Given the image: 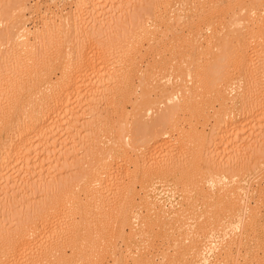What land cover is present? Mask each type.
I'll return each instance as SVG.
<instances>
[{"label": "bare ground", "instance_id": "6f19581e", "mask_svg": "<svg viewBox=\"0 0 264 264\" xmlns=\"http://www.w3.org/2000/svg\"><path fill=\"white\" fill-rule=\"evenodd\" d=\"M77 1V0H76ZM82 3L83 1V3H84V6H83V4H80V2ZM79 1H77V5H79V6H81L82 5V8L83 7H86V6H90V8L91 7H93L94 9H96L94 12H96L97 11V8H101V7H103V5L106 3V0H79ZM155 1V0H154ZM194 1V0H193ZM198 1V3L197 4H200V6H197V5H195V6H197V7H199V11H200V9H201V12H204L203 11V8L206 6V3H207V5H208V3H210L209 5H210V7H212L211 5H212V1L213 0H205V2H201L200 0H195V2H197ZM204 1V0H203ZM215 1V0H214ZM213 1V4L215 3ZM219 1V0H218ZM225 1V3H224V5L223 4H220L221 5V7H219V4H217L218 6H216V5H213L214 7H212V8H210L209 7V9H208V7L206 8L208 11H207V14H206V16H203L202 18H200L199 19V21L197 20L196 22H194L193 20V22H191L192 24L189 26L188 25V22H186L185 23V25H184V27L186 26V24H187V28L189 29L188 31H189V33L187 34L186 33V35H185V33L182 35V37H183V39H182V41H184L183 43H185V44H187V46L188 45H190V48L189 47H187L186 45H185V49H182V51L180 50V52H179V50L177 51V53H176V55H173L172 54V56H175V58L177 57L178 59H176L177 60V62L175 63V62H173V65H171V66H173V67H170V68H172V69H170L169 68V71H167V72H163V74H162V76H160L161 78L159 79V80H164L165 81V83L164 82H162V84H161V82L157 79L158 77H159V75H156V73H157V70L158 69H156V70H149L148 71V73H146V74H144L143 76H142V81H141V85H142V90L144 89V87L145 86H147V85H149L150 86V84L153 82V81H155L156 79L160 82V87H157L156 89H160L159 91V94H157V95H159L157 98L156 97H154L153 98V96L150 94V92L151 93H153V89L152 90H149V89H151V88H145V90H143L142 91V93L140 94V96H137V98H136V100H134V102H133V100H132V104H133V109H134V111H135V113L134 114H132V116L134 115V121H135V123L134 122H132L131 120H129V121H131V123H129L128 124V119L127 118H123V119H121L122 121L124 120H126V125L128 124V125H132L133 127H131V125L130 126H126L125 125V123H124V121H123V124H120V129H118V130H116V131H118L117 133L116 132H113V135L114 134H117V136L115 135V137H114V139H113V141H112V144L110 143L109 145V147H108V150L106 151V155L107 156H105V158H104V156L102 157V161H100V163H99V165L93 170L92 169V171H90V172H88L87 173V175L85 174V176H84V174H83V177L81 178H79V179H77L78 177H76V179L74 180V179H72V180H69V181H66V182H64V183H62V184H57L56 186H54V189H52V193L50 194V196H49V200H48V202L46 203V204H44V205H42L39 209H38V211L35 213V215H34V217H33V219H31V221H29L26 225H23V226H21V228L19 229V231L17 232V233H11V232H7V234H6V237H5V239L3 240V245L2 246H4V247H2L1 249H0V264H22V262H24L23 260L24 259H26L28 256H32L33 257V262L31 263V262H29V264H102L104 261H102V259L105 257H102V255H107L106 253H104V252H102V250L101 249H103V246H102V244L104 243V242H102V244H101V246H102V248H101V246H100V244H98V243H96L97 245H93L92 246V248H90V251H92L93 250V247L94 246H98V247H95L94 249H96V250H94L95 252H97V253H95V252H91L92 253V255L91 256H93V257H91V256H89V254H87L86 252H88V249L89 248H87V246L85 247V246H83V247H80V245H81V241H83V239H84V237H83V230L86 228L85 227V225L86 224H84L85 222L86 223H89L90 221H91V217H92V220H93V218L95 217V215H100L101 214V212L103 211L104 212V214H103V216L105 217V215H110V209L111 208H113V209H117V213H119V217H120V220H118L117 221V219H118V217H115L116 215L118 216V214L116 213V215L114 216L115 217V219H113L112 220V225H113V227H108V228H113V230L116 232V233H118L119 235H120V233H123L122 235H121V237L123 238H125L126 239V237L129 239L130 237H131V235L133 236V238L134 237H136L137 235H141V236H143L144 235V233L146 234V233H148V236H149V233L152 235V232H153V234H154V232H156V230H154V221H153V218H152V215L153 214H155L156 216L157 215H159L158 216V218L156 217V216H154V217H156V219L157 220H159V221H157V220H155V221H157V223L158 224H160L161 225V218L160 217H165V218H168V219H170L171 221L173 220V218L174 219H176L177 217H178V219H180V221L182 220L181 219V217H183L184 215H186V212L188 211V213H189V207H191V205H193V207H192V209L194 210L195 208H194V206H195V204L197 203H195V200H192V198L190 199V198H187L188 200L190 199V200H192L194 203H192L191 205L189 204V203H185V204H187L186 206H188V204H189V207H186V208H184V206L183 205H181V206H183L182 208H184V209H176V207L174 208V209H171V210H169L168 208L169 207H171L172 206V204H171V206H168V208H166V203H165V201L167 200H163L164 201V203H165V205L162 203V199H161V201H159L157 198H155V195L154 194H152V196L154 195V198L152 197V196H150L151 194V192L149 193V196L147 195V194H145V196H144V198H142V200L144 201V203L146 202L147 204H148V206H147V209H148V212H147V215L145 216L144 215V213H142V212H140L141 210H142V206H141V210H139L138 211V209H136L135 207H136V205L134 204L133 205V201H132V199L131 198H133L134 200H135V198L132 196L131 198H130V200L132 201L131 203H132V206H129L130 204L128 203V201L126 202V203H128V204H126V205H128V207H124L123 206V208L124 209H122V208H119L122 204V200H121V195L119 196V195H117L118 193H117V191H115L116 193V197H118L119 198V200H118V198H116L115 197V194H112L113 193V191H112V188L111 187H109L107 184V181H105V182H103V180L102 179H104L105 177H107V174H110L111 172V170H113V163H110L108 160L110 159V158H113V157H120V154L122 155L121 157H124V160L126 161V162H128V160L130 161V159H131V157H132V155H131V152L132 151H137L136 149H139V147H141V148H144L143 146L144 145H147V144H149V142H151V141H154V139H156L155 137L156 136H158V135H162V134H160V133H162V130L163 131H165L164 133H163V135L165 134V135H167L168 133H169V128H171L172 130H174L175 128L177 129V124L176 123H178V122H175V120L177 119V117H176V119H175V117L173 116V115H176V113L178 112H180V110L181 109H186V110H188V109H194V111L196 110V108H198V106L197 105H199L198 103L199 102H197L198 100H197V98H199V97H197L198 96V94H199V96L201 95V96H203L200 92L202 91V87H205L207 84H208V81H210L211 83H213V84H211V85H213L214 86V92L216 93V96L218 97V99H219V102H220V107L218 108V109H215L214 107H213V109L215 110V112H216V114L217 113H220V114H222L223 116H224V118H223V116H221L220 114V116L222 117V119H220L218 122H217V125H216V128L214 129L215 131H213L214 132V136L216 135V134H218V135H221V134H224L223 136L221 135V137H222V140H221V142L220 143H218V144H220V145H218L217 146V144H215L214 145V143H213V150L212 151H210V153H205L204 155H203V153L201 154L199 151H198V147L197 148H195V152H193L194 151V149H193V146H195L194 145V143H193V138H191L190 137V134H188L187 135V137H186V134L184 135L185 136V138H189V139H187L186 141L184 140H182V144H179V146H181V148H183L184 149V152H186L187 153V156H186V159L189 157L190 158V155L192 156L190 159L191 160H189V161H187L186 159H185V161L184 162H181L180 160H179V158H178V162H175V161H177V160H170V161H172V162H170L169 160H168V162L166 163V164H161V161H163V157H164V154H165V157H167V159H168V156H167V154L166 153H169V152H172V151H176V150H178V149H174L173 147V149H172V151H168V150H171V149H168V150H166V148L165 147H163L162 148V153H164V154H161V158H162V160H160V161H157V160H151L152 158H150V154H148L146 151H145V148L143 149L145 152H143V154H142V152H141V154H140V152L139 153H137V158H135V160L133 161L132 159V161H133V166H134V170H136V172L134 173V174H132L133 172H130L131 174H126L127 176H125V177H128V178H126L127 179V183L124 181V185L123 186H125V189H123L124 187L123 186H120V184L118 185V188L120 189L121 187H123L122 189H123V191L124 192H121L122 193V197H125V196H127L126 194H128L129 192H135L133 189L135 188V181L137 180V177L139 178L138 180H140V183H141V186L142 187H145L146 185H147V187L150 185V183L149 182H151L152 180H154L155 178H157V179H159V178H165V180L163 181L162 179V181L165 183V181L167 180L166 178L167 177H169V178H171L172 176H177L179 173H180V170H181V168L182 169H186L185 170V172H186V174H187V167L189 168V165L192 163L191 161H192V159L194 158V156L196 155V152H198V154H200V156H202V158H204L203 156H205L206 154H208V156H206L204 159H205V162L204 161H202V163H205V164H207V165H205V166H208L209 168L208 169H210L209 171L208 170H206V169H203V167H200V170H201V172H200V170H199V168L197 169H195L193 166H192V164H191V166L194 168H192L193 170V172H191V169H190V173L188 174V177L187 178H185L186 180H184V179H182V181L180 180L181 178H183V177H179V176H177L178 178H180L179 180H178V178H177V182H179V183H177L175 180V182L177 183H175L176 185L175 186H177V185H179L180 183H181V188L180 189H182V191H183V188H184V190H186L187 188H185V187H187L188 185H190V186H196V187H198V189L195 187H188V188H190L189 190H191L192 191V189L194 188V189H197L198 190V194H200V195H202L203 197H206L207 199L210 197H212V196H214V195H218V197L217 198H222V199H225L224 201H226V202H222V200H221V202L220 203H224V205H226L225 203H228V204H230L229 206H230V209L231 210H229L228 212L229 213H231L232 212V210L234 209L235 210V212H237L236 213V215H235V217L237 216V219L235 220V219H233V220H235V221H230V220H232V219H228L229 221H227V222H229L227 225L226 224H224L225 222H223L222 220H223V218H222V216H221V221H219L218 220V223L216 224L215 223V221H217L216 219H215V221L214 220H210V218H208L209 220H206L207 221V223H205L206 221H200V222H202L201 223V226L204 228V229H206V227L208 228L209 227V221L211 222H213V223H215L216 224V228L218 227L219 228V224L220 225H222V223L224 224V225H226V226H220V229H222L223 231H222V233L225 235H222L223 237H224V239H226L227 237H226V235H228L229 234V232L228 231H232L233 232V234L234 235H232L231 233V235H232V237H230L231 239H232V241H230V243L231 244H237V247L239 246V244L240 243H242V242H245V240H246V236H249L250 237V235H249V233H251L250 232V229H254V223H255V218L257 217V211L255 210V209H257V208H255L254 206V209H252V211H251V213H250V208L252 207V206H250V205H252V204H250V203H248L247 201V195H248V193L250 194V192H248L247 193V191H249L247 188H248V186L246 185L247 184V180L248 179H246V178H239L240 177V175L242 176V173H244L245 172V174H246V171L248 170L250 173L252 172V171H256L255 170V168L257 169V168H261V167H258V166H256V164L254 165V162H253V159H255V162H257V158H255L256 156H257V154L259 153V150H254L253 149V147H252V151H246L247 153L245 154V152H243L244 151V148H243V146L244 147H246V145L248 144V142H247V144L246 145H244L245 143H246V141H245V134L243 133V130H244V127L246 126L245 124V126L243 125V123H246V122H243V123H238V125H240L239 127H237L238 129L236 130V132H235V135L236 136H234V138H236L235 139V149H236V152H235V155H236V153H237V156L239 155V152H241L242 153V156L240 155V157H242V158H236L235 157V159H237V160H240V161H235V159H234V161L236 162H234L233 161V159H232V157L234 156H230L231 154H230V151L229 150H231V145L230 144H232V143H230V141H231V139H230V141H229V137H227V134H226V131L229 129V128H231L233 125H235V127H236V123L238 122H236V120H235V118H232V119H234V120H232L231 118H229V117H231V116H233V117H237V116H234V115H239V114H242L241 112H243V114H244V112H245V114H247V116L248 115H250V117L252 118V116H253V119H255V121H256V123H257V125H258V130H259V128H261L260 126H261V124H260V122L264 119V0H224ZM105 2V3H104ZM153 2V1H152ZM194 2V3H195ZM3 3H4V1H3ZM2 3V4H3ZM74 3V4H75ZM85 3H86V5H85ZM104 3V4H103ZM174 3V4H173ZM184 3V2H183ZM182 3V5L180 4V1L178 2V0H174V2H172L171 0H160L159 2H157V4H156V6H155V9H154V12H152V11H150L151 13L150 14H148L147 13V11H146V13L148 14V16L147 17H145L143 20L141 19V21H140V29H139V31L137 32V33H139L138 35H137V39L135 38V41L137 40V45H135V46H137V50H141V45H144V40H146V42H147V44L149 43L151 46H153V44L151 43L153 40H157L158 41V39L160 40V39H162V37L164 36V34L166 33V30L167 29H169V28H172V27H175V25L177 24V22H180L181 20H182V17L183 16H185L184 14H183V9H185L186 7H185V4H183ZM105 5H107V4H105ZM208 5V6H209ZM223 5V6H222ZM5 3H4V5H3V9H6L7 7L5 6ZM79 6H76V8L78 7V8H80ZM100 6V7H99ZM110 6V5H109ZM191 6H192V4H191ZM21 7V6H20ZM97 7V8H96ZM196 7V8H197ZM23 8V7H22ZM77 8V9H78ZM81 8V9H82ZM87 8V7H86ZM85 8V9H86ZM170 8H174V10H177V15H176V17H174L175 16V14H173V15H171V17L173 18H171L170 17V15H169V9ZM195 8V9H196ZM24 9V8H23ZM23 9L21 10L20 9V11H23ZM73 9V8H72ZM75 9V8H74ZM76 9V10H77ZM84 9V8H83ZM84 9V10H85ZM126 9V8H125ZM100 10V9H99ZM98 10V11H99ZM152 10V9H151ZM173 10V11H174ZM186 10V9H185ZM197 10V9H196ZM195 10V11H196ZM204 10H205V8H204ZM209 10L211 11V13L210 14H208V12H209ZM75 11V10H74ZM77 11H80V9H78ZM82 11V10H81ZM91 11V10H90ZM73 12V11H72ZM117 12V11H116ZM149 12V11H148ZM206 12V11H205ZM245 12V13H244ZM171 13H173L172 12V10H171ZM170 13V14H171ZM41 14V13H40ZM80 14V13H79ZM189 14V13H188ZM194 14H196V12L194 13ZM199 15L198 16H201V13H198ZM30 15V14H29ZM205 15V14H204ZM69 16H70V14H69ZM91 16V15H90ZM95 16V15H94ZM107 16V15H106ZM110 16H112V15H110ZM146 16V15H145ZM63 17V16H62ZM68 17V16H67ZM92 18H93V15L91 16ZM91 17H89L90 19H92ZM102 17V16H101ZM123 17H126V16H123ZM186 17V16H185ZM193 17V16H192ZM69 18V17H68ZM73 18V17H72ZM96 18V17H95ZM70 19V18H69ZM79 19V18H78ZM80 19H82V18H80ZM89 19V20H90ZM148 19H150V21L151 20H153V21H156L155 23H154V25H153V23L151 24V26L153 25L154 27H153V31L149 28V27H151L150 25H149V27H148ZM181 19V20H180ZM188 19V18H187ZM187 19H185L184 18V20H187ZM192 19V18H191ZM191 19H189V20H191ZM19 20V19H18ZM48 20V19H47ZM54 20V19H53ZM53 20H51V21H53ZM68 20V19H67ZM72 20V19H71ZM74 20V19H73ZM73 20H72V22H73ZM75 20H77V19H75ZM108 20V19H107ZM111 20V19H110ZM177 20V22H176V24L174 25V23H173V21H176ZM179 20V21H178ZM96 21V20H95ZM123 21V20H122ZM188 21V20H187ZM65 23H66V21H64ZM86 22V21H85ZM110 22V21H109ZM152 22V21H151ZM190 22V21H189ZM53 23V22H52ZM76 23H77V21H76ZM81 23H83L82 21H81ZM121 23V22H120ZM182 23H184V21L182 22ZM180 24L181 26H183V24ZM73 24H74V22H73ZM77 24H79V23H77ZM86 24H87V22H86ZM110 24V23H109ZM112 24V23H111ZM114 24V23H113ZM122 24V23H121ZM248 24H251V25H248ZM48 25V24H47ZM46 25V26H47ZM51 25V24H50ZM72 25V24H71ZM116 25H117V23H116ZM119 25V24H118ZM65 26V25H64ZM75 26V25H74ZM82 26V25H81ZM180 26V29L181 28H184V27H181ZM249 26H251V27H249ZM13 29V31L12 32H10L9 34H7V36H4V43L3 44H5L6 43V38H7V42H11V43H13L12 44V47L10 48V49H12L13 48V50L11 51V52H13L12 54L14 55L15 53L17 54V57L19 58H17L18 59V63H20L19 62V60H23L22 59V55H23V57H24V55H26V57H27V59L29 58L30 60L32 59V56H33V53L35 52V48H34V43H33V41L35 42V40L34 39H36L37 37V32H36V34H35V32L34 31H32L31 29H29V28H27V26H26V23H24V21L22 20V19H20V21H19V23L16 25V24H14V25H12L11 26ZM48 28H49V25L47 26ZM71 27V26H70ZM69 27V28H70ZM114 27V26H113ZM117 27H119V26H117ZM139 27V26H138ZM137 27V28H138ZM177 27H178V25H177ZM14 28H16V29H14ZM54 27H52V29H53ZM155 28V29H154ZM186 28V27H185ZM63 29H64V27H63ZM66 30V29H65ZM77 30V29H76ZM171 30H174L173 28L171 29ZM182 30V29H181ZM204 30H209V34L207 35V34H205L204 32ZM46 31V30H45ZM48 31V30H47ZM64 31V30H63ZM75 31V30H74ZM174 31H177L176 30V28H175V30ZM183 31V30H182ZM66 32V31H65ZM76 32H78V30L76 31ZM168 32H169V30H168ZM168 32L166 33V34H168ZM178 32V35H179V31H177ZM172 33H174L173 31H172ZM206 36H205V35ZM46 35V34H45ZM77 35V34H76ZM160 35H162V37H160ZM178 35H175L174 34V37L177 39H180V35L178 36ZM87 36V35H86ZM165 36H167V35H165ZM204 36H205V38H204ZM42 36H39V38H37V39H40ZM44 37V36H43ZM158 37H160V38H158ZM173 37V38H174ZM85 38V37H84ZM158 38V39H157ZM2 39V38H1ZM82 39H83V37H82ZM167 39V38H166ZM3 40V39H2ZM44 40V39H43ZM37 41V40H36ZM76 41V40H75ZM157 41H156V44H157ZM162 41V40H161ZM78 42V41H77ZM133 42H134V40H133ZM155 42V41H154ZM159 42V41H158ZM163 42V41H162ZM170 42V41H169ZM68 43V42H67ZM135 43V42H134ZM165 43V42H164ZM176 43V42H175ZM179 43H180V41H179ZM178 43V44H179ZM183 43H180V44H183ZM8 44V43H7ZM74 44V43H73ZM71 45V46H73V48H71V49H69L68 47H69V45H68V50H67V52H65V53H63L65 56H63V59L60 61H58V62H53L52 63V65L51 66H49V67H46L45 69H43V71H39L38 72V70L36 71L37 73H35V72H33L32 73V75H31V73L30 72H32V69H33V71L35 70L34 69V58L32 59V61H28L27 63H22L21 62V64H23V65H17V67H19L18 69H21L24 65H27V66H24V68H23V70H25V72H21L22 70H20V74L23 76V75H25L26 76V74L25 73H30V75H31V77L27 74V77L29 76L30 77V79L29 80H27L26 79V86L24 85H22L24 88L23 89H21L22 87H18L19 89L18 90H15V91H13L14 92V94H13V96H12V100H11V105H10V107L8 108V110L7 111H5L4 110V104L5 103H7V102H5L4 101V99H1V95H0V129L2 128V130H1V132H0V139L2 140L1 142H0V146H1V150L3 151V154H1L0 155V168H4L7 164H8V162H9V160H11V159H16V157L17 158H20L21 159V161H22V163H24V165H26V166H30L29 164H30V161H31V159H30V151H32L33 150V148H34V145H35V143H36V145L38 146V150L37 151H40V152H38L39 153V155H41L42 153H43V151L45 150V146L48 144L47 143V138L52 134L53 135V133H54V131L56 130H58L57 128H59V129H61L62 127H64V126H72V124H74L73 123V121H75V122H77V121H79L80 119H81V117L83 118V117H85L86 115H92V117L93 116H96L94 113H98V115L100 114V107H101V105H102V102L104 101V100H106V105H108L109 106V104H111L112 103V105L111 106H113V103H115L116 101L117 102H119V99L122 97H124L125 95L124 94H126V100H128L127 99V96H129L130 95V93H129V90L130 89H132L133 90V87L131 88V85H130V83H131V78H132V76L134 75V74H136L137 73V70H138V66H137V68H135L134 69V62H132L133 63V68H129L128 69V63L126 64L125 62H123V58H117V60H115L116 61V63L114 62V64H111V63H109V64H111V65H109L108 64V61H106L107 60V57H103V55H100L99 53H98V55H100V56H97V50L95 51L96 52V56L95 55H93V56H95V57H90L89 55H92V54H90V53H92L93 51H94V49H95V47H94V44L93 43H85V42H83V41H80V43H78L77 44V48H78V50H74V45ZM161 44V43H160ZM163 44V43H162ZM161 44V45H162ZM166 44V43H165ZM170 44V43H169ZM169 44H168V46H169ZM172 44V43H171ZM11 45V44H10ZM164 45V44H163ZM177 45V44H176ZM7 46V45H6ZM70 46V47H71ZM135 46H133V48L135 47ZM147 46H149V45H147ZM171 46V45H170ZM178 46H180V45H178ZM178 46H177V48H178ZM203 46H206L205 48H207V52L208 53H211V55H209L208 56V54H207V59H209V61H207L208 62V65H206L205 67H206V69H203V70H205V71H200V70H198V68H201V66H199V65H197L196 63V65H197V67L198 68H195L193 65H194V62H197V63H199L198 61H194V59H193V54H192V52H193V49L192 48H194V49H197V48H202ZM252 46V47H251ZM76 47V46H75ZM157 47V46H156ZM164 47H166V46H164ZM171 47H173L172 49L174 50V52H175V47L173 46V44H172V46ZM187 47V48H186ZM192 47V48H191ZM255 47H257V49L255 50L254 48ZM152 48V47H151ZM150 48V49H151ZM160 48V47H159ZM159 48H157V49H159ZM163 48V47H162ZM167 48V47H166ZM176 48V49H177ZM10 49H8V50H10ZM131 49V48H130ZM135 49V48H134ZM134 49H133V51H134ZM167 49H169V48H167ZM171 49V48H170ZM169 49V50H170ZM171 49V50H172ZM204 48H202V49H200V50H203ZM112 50V49H111ZM155 50H156V48H155ZM170 50V52L172 53V51ZM200 50H198V51H200ZM205 51H206V49H204ZM62 51V50H61ZM92 51V52H91ZM103 51L104 50H102V53H103ZM128 52H132V51H130V50H127ZM145 51H146V49H145ZM162 51V50H161ZM196 51V50H195ZM198 51L195 53V54H197V56H196V58H198V56H199V60H200V53H201V51L198 53ZM205 51L203 52V54L205 53ZM250 51H252L255 55V57L254 58H256V59H258V60H255V61H260L261 62V64H259V66L260 67H255L254 66V64L256 65V63H253L254 61V59L252 60V55H250L249 53H250ZM10 52V51H9ZM75 54H73V53ZM90 52V53H89ZM107 52V51H106ZM116 52V51H115ZM127 52V53H128ZM140 52V51H139ZM138 52V53H139ZM163 52V51H162ZM162 52H159V53H162ZM165 52V51H164ZM169 52V51H168ZM179 52V53H178ZM206 52V53H207ZM61 53V54H62ZM74 55V56H72V54ZM94 53V52H93ZM101 53V54H102ZM135 54L137 53V52H134ZM133 53V54H134ZM137 53V54H138ZM147 53V52H146ZM153 53V52H152ZM157 53H158V50H157ZM166 53V52H165ZM15 54V55H16ZM18 54H19V56H18ZM58 54V53H57ZM60 54V53H59ZM71 54V55H70ZM106 54V53H105ZM121 54V53H120ZM125 53H123V55H124ZM132 54V55H133ZM136 54V55H137ZM199 54V55H198ZM8 55V54H7ZM6 55V56H7ZM9 55H10V53H9ZM12 55V56H13ZM14 55V56H15ZM20 55H21V57H20ZM128 55V54H127ZM130 55V54H129ZM161 55V54H160ZM162 55H164V54H162ZM166 55V54H165ZM206 55V54H205ZM105 56V55H104ZM121 56V55H120ZM119 56V57H120ZM142 57H143V55H141ZM170 56V55H169ZM169 56H166V57H169ZM10 57H11V55H10ZM26 57H24L25 59H26ZM57 57V56H56ZM124 57H125V55H124ZM128 57H131V56H128ZM133 57H135L134 55H133ZM165 57V56H164ZM13 58V57H12ZM15 58H16V56H15ZM58 58H60L61 59V57H58ZM69 58V59H68ZM104 58H106V59H104ZM141 58V57H140ZM140 58H138L137 60H139ZM170 58V57H169ZM168 58V60H170V59H172V58H174V57H172V58H170L169 59ZM260 58H263L262 60L260 59ZM24 59V60H25ZM52 59H54V58H52ZM126 60L127 59H130V58H125ZM133 60L132 61H134L135 60V58H132ZM165 59V58H164ZM206 59V58H205ZM204 59V60H205ZM206 59V60H207ZM57 60V59H56ZM109 60V59H108ZM136 60V61H137ZM153 60V59H152ZM161 60V59H160ZM167 60V59H166ZM165 60V61H166ZM174 60V59H173ZM173 60H171L170 61V63L172 64V61ZM206 60H205V62L204 63H206ZM16 61V60H15ZM14 61V62H15ZM27 61V60H26ZM128 61V60H127ZM140 61V60H139ZM155 61H156V59H155ZM164 61V60H163ZM164 61V62H165ZM31 62V63H30ZM52 62V61H51ZM131 62V61H130ZM154 62V61H153ZM152 62V63H153ZM158 62V61H157ZM202 62V61H201ZM259 62V63H260ZM10 63V62H9ZM13 63V62H12ZM131 63V64H132ZM136 63V62H135ZM155 63V62H154ZM159 63V62H158ZM166 63V62H165ZM165 63L163 64L164 66H165ZM167 63L170 65V63L167 61ZM166 63V64H167ZM228 63H233L232 65H234L233 66V69H230L229 67H228ZM130 64V63H129ZM130 64V65H131ZM140 64V63H139ZM161 64V63H160ZM203 64V63H202ZM33 65V66H32ZM36 65V64H35ZM153 66H154V64H152ZM156 65V64H155ZM162 65V66H163ZM98 66H100V68H98L97 70H96V68L98 67ZM150 65L148 64V67H149ZM204 66V65H203ZM202 66V67H203ZM256 66H258V63H257V65ZM16 67V68H17ZM26 67V68H25ZM28 67H32V69L30 70V68H28ZM160 67V66H159ZM166 67H167V65H166ZM36 68V67H35ZM82 68H87V69H90L91 71H93L92 72V74L94 75L95 74V76H94V78L91 80L90 79V82L88 81V85L86 86V84H87V82H83L84 84V86H83V88H85L86 89V92H85V89L84 90H79L80 88H81V84H80V86H79V83H81V82H79L78 83V80H79V78L80 77H82V75L80 76V75H78L79 73H80V70H82ZM141 68V67H140ZM144 68V67H143ZM150 68V67H149ZM156 68H158V67H156ZM162 68V67H161ZM164 68V67H163ZM28 69H29V71H28ZM152 69H155L154 67L152 68ZM201 69V70H202ZM56 70H59V74L60 75H56L57 74V72H56ZM141 72L143 71V70H141V69H139ZM138 70V71H139ZM145 70V69H144ZM161 71H162V69H160ZM8 72V71H7ZM90 71H88L87 73H89ZM147 72V71H146ZM23 73V74H22ZM35 73V74H34ZM159 73V72H158ZM19 74V75H20ZM81 74V73H80ZM85 74V73H84ZM20 75V76H21ZM53 75H56L57 76V78L56 79H54V77H53ZM21 76V78L24 80L25 78H24V76L22 77ZM55 76V77H56ZM135 77H136V75H134ZM158 76V77H157ZM174 77H175V79H174ZM3 78H6V80L8 79L7 78V76H5L4 77V75H2V74H0V83H2V85H3V81H6V80H3ZM83 80V79H82ZM89 80V79H88ZM85 81H87V80H85ZM157 81V82H158ZM21 82V81H20ZM24 82V81H23ZM167 82V83H166ZM209 82V83H210ZM5 83V82H4ZM8 82H6V84H7ZM12 83V82H11ZM119 83H120V86L123 84H126V87L125 88H127V87H129L128 89L129 90H125V88H124V90L125 91H121L120 92V94H119V89H121V87L118 89L117 88V86L119 85ZM135 84V83H134ZM5 85V84H4ZM8 85V84H7ZM19 85V84H18ZM77 85L80 87H77ZM117 85V86H116ZM133 85V84H132ZM156 84H154V86H155ZM1 86V85H0ZM116 86V87H115ZM144 86V87H143ZM154 86H153V88H154ZM158 86H159V83H158ZM1 87H3V86H1ZM115 88H117V90L115 89ZM122 88V89H123ZM206 88V87H205ZM209 88H210V86H209ZM16 89V88H15ZM21 89V90H20ZM82 89V88H81ZM121 89V90H122ZM137 89V88H136ZM141 89V88H140ZM147 89V90H146ZM156 89L154 88V90H155V92H156ZM0 90H2V88H0ZM209 90V89H208ZM210 90H211V88H210ZM209 90V91H210ZM3 91V90H2ZM134 91H135V89H134ZM133 91V92H134ZM137 91V90H136ZM135 91V92H136ZM204 91H205V89H204ZM212 91V93H213V90H211ZM210 91V92H211ZM12 92V93H13ZM20 92H22L23 93V96H20ZM132 92V91H131ZM155 92H154V95H155ZM207 92V91H206ZM208 93V94H207ZM206 94H205V97L207 96V95H209V92H207ZM214 93V94H215ZM1 94V93H0ZM76 94H77V96H76ZM119 94V95H118ZM129 94V95H128ZM204 94V93H203ZM211 94V93H210ZM115 95H116V97H118V100H116L115 99ZM212 95V94H211ZM81 96V97H80ZM201 96H200V100H201ZM214 95H212V97H213ZM75 98L76 99V97H77V99L76 100H78L79 101V103H78V101H76L79 105H75V104H77V103H75V104H70V102H71V99L72 98ZM81 98V100H79V98ZM132 97V96H131ZM73 98V99H74ZM107 98V99H106ZM122 98L120 99V101L122 100ZM129 98V97H128ZM206 98H208V97H206ZM213 98H215V96L213 97ZM11 99V98H10ZM135 99V98H134ZM205 99V98H204ZM212 99V98H211ZM116 100V101H115ZM202 100H203V98H202ZM207 100H210V95H209V99H207ZM206 100V101H207ZM214 100H216L217 101V98H215ZM122 101H124V100H122ZM122 101H121V103H122ZM130 101V100H129ZM215 101V102H216ZM203 102H205V101H202V103ZM208 102V101H207ZM210 102H211V100H210ZM213 103H214V101H212ZM120 103V102H119ZM120 103V104H121ZM201 103V102H200ZM82 104V105H81ZM116 104V103H115ZM119 104V105H120ZM128 104V103H127ZM204 104H207L206 102L204 103ZM208 104H209V102H208ZM75 105V106H74ZM118 105V106H119ZM161 105H163V106H161ZM201 105V104H200ZM210 105V104H209ZM213 105V104H212ZM72 106H74V107H72ZM76 106H78V108H80L79 109V111H78V108L76 109L75 107ZM80 106V107H79ZM117 106V105H116ZM158 106H160V107H158ZM165 106V107H164ZM196 106V107H195ZM202 107H203V105H201ZM211 106V105H210ZM115 107V106H114ZM121 107H122V104H121ZM121 107H120V109H121ZM155 107L157 108L158 107V109H161V111H160V113H158L157 112V114H155V115H157L156 116V118H155V116H154V120H152V122L150 121V122H147V120H144V118L142 117V115L141 114H143L145 111L147 112L146 113V115L149 113H152L154 110H155ZM163 107V108H162ZM208 108H209V106H208ZM212 108V107H211ZM108 109V108H107ZM205 109V108H204ZM203 108H201V110H204ZM115 110H116V108H115ZM145 110V111H144ZM198 110V109H197ZM200 110V111H201ZM122 111V110H121ZM190 111V110H189ZM199 111V110H198ZM112 112V111H111ZM191 112V111H190ZM237 112V113H236ZM177 113V114H178ZM205 113V112H204ZM203 113V114H204ZM236 113V114H235ZM239 113V114H238ZM248 113H250V114H248ZM94 114V115H93ZM121 114V113H120ZM130 114V113H129ZM145 114V113H144ZM210 114V113H209ZM231 114H233V115H231ZM66 116V119L68 118V121L67 120H65V118H64V120L65 121H67L65 124H64V120L63 119H61L60 117L61 116ZM127 115V114H126ZM199 115H200V113H199ZM214 116H215V113L213 114ZM218 115V114H217ZM218 115V116H219ZM231 115V116H230ZM70 116H72L71 117V119H70ZM125 116V115H124ZM131 116V115H130ZM143 116H145V115H143ZM153 116V115H152ZM177 116V115H176ZM183 116V115H182ZM206 116V115H205ZM211 116V115H210ZM218 116H216V117H218ZM219 116V117H220ZM239 116H241V115H239ZM244 116V115H243ZM246 116V117H247ZM127 117V116H126ZM192 117V116H191ZM198 117V116H197ZM218 117V118H219ZM245 117V116H244ZM63 118V117H62ZM196 118V117H195ZM194 118V119H195ZM199 118V117H198ZM230 120H229V119ZM93 119H94V117H93ZM172 119H175L174 121L172 120ZM210 119V118H209ZM208 119V120H209ZM95 120V119H94ZM119 120V119H118ZM180 120V119H179ZM199 120V119H198ZM204 120V119H203ZM218 120V119H217ZM85 121V120H84ZM122 121H120V122H122ZM197 121V120H196ZM249 121V120H248ZM254 121V122H255ZM203 122V121H202ZM241 122V121H240ZM2 123H3V125H2ZM12 123H16V126L14 127L15 129H14V131L11 129L10 130V132H11V135H7L8 133H10L9 131H7L6 133L7 134H5L4 135V138H3V135L1 134L2 132H3V130H8L7 129V127H9V126H7V124H12ZM78 123V122H77ZM80 123V122H79ZM93 123V122H92ZM134 123V124H133ZM201 123V122H200ZM200 123H199V125H200ZM203 123H205V122H203ZM255 123V124H256ZM197 124V123H196ZM196 124L194 125L193 123H192V126H191V129L193 130L194 129V132H195V129L197 128V126H196ZM202 124V123H201ZM247 124V123H246ZM204 125H206V124H204ZM260 125V126H259ZM1 126H3V127H1ZM12 126V125H11ZM67 127L68 129H70V127ZM92 126H94V124L92 125ZM91 126V124H90V126L89 127H92ZM117 126V125H116ZM61 127V128H60ZM74 127V126H73ZM88 127V126H87ZM168 128V131H166L167 130V128ZM234 127V128H235ZM72 128V127H71ZM84 128V127H83ZM117 128V127H116ZM164 128L166 129V130H164ZM180 128V127H179ZM178 128V129H179ZM183 128V127H182ZM162 129V130H161ZM170 129V130H171ZM177 129V130H178ZM202 129V128H201ZM232 129V128H231ZM245 129L247 130V127H245ZM254 129H256V128H254ZM254 129H253V131H254ZM171 130V131H172ZM176 130V131H177ZM197 130V129H196ZM233 130V129H232ZM245 130V131H246ZM257 130V131H258ZM55 131V132H56ZM78 131H80V130H78ZM83 131V130H82ZM81 131V132H82ZM84 131H86L85 129H84ZM83 131V132H84ZM93 129L91 128V130L89 131L88 130V132H92L91 134H93ZM111 131V130H110ZM170 131V132H171ZM179 131V130H178ZM256 131V132H257ZM262 131V130H261ZM12 132H14L13 134H12ZM193 132V131H192ZM199 132V131H198ZM229 132H230V130H229ZM247 132V131H246ZM256 132L254 131V133L256 134ZM79 134H80V132H78ZM85 133V132H84ZM183 133V132H182ZM170 134V133H169ZM194 134V133H193ZM203 134H205V133H203ZM206 134H207V132H206ZM226 134V135H225ZM49 135V136H48ZM202 135V134H201ZM264 135V134H263ZM45 136H47V138H46V142L44 141V139H45ZM86 136V135H85ZM92 136H94V135H90L89 134V137H91V138H89L88 140V144L90 143V144H92L93 142H95L96 141V139L98 138V136L97 135H95V137H92ZM254 136V135H253ZM54 137V136H53ZM82 137H84V135L82 136ZM168 137V136H167ZM182 137H183V135H182ZM194 137V136H193ZM204 137V136H203ZM206 137V136H205ZM232 137V136H231ZM39 138H41V142L40 143H38V140H39ZM55 138V137H54ZM79 138V137H78ZM88 138V137H87ZM86 138V139H87ZM161 138V137H160ZM196 138V137H195ZM215 138H219V137H215ZM234 138H232L233 140H234ZM251 138V137H250ZM253 138V137H252ZM162 139V138H161ZM160 139V140H161ZM180 139V138H179ZM205 139V138H204ZM82 140H84L83 138H82ZM108 140H110V139H108ZM157 140V143H159L158 142V139H156ZM164 140V139H163ZM176 140V139H175ZM256 140V139H255ZM91 141H93L92 143H91ZM140 141V142H139ZM162 141V140H161ZM219 141V140H218ZM55 142V141H54ZM155 142V141H154ZM204 142V141H203ZM245 142V143H244ZM261 142V141H260ZM259 142V143H260ZM262 142H264V140L262 141ZM74 143V142H73ZM137 143H140L141 144V146H140V144H139V146H138V144ZM166 143V142H165ZM165 143H164V146H165ZM193 143V144H192ZM196 143V142H195ZM234 143V142H233ZM211 144V143H210ZM250 144V143H249ZM257 144V143H256ZM256 144H255V146L254 147H256ZM264 144V143H263ZM35 145V146H36ZM143 145V146H142ZM224 147H223V146ZM260 145V144H259ZM159 147L160 146H162V145H158ZM174 146V145H173ZM192 146V147H191ZM203 146V145H202ZM212 146V144L210 145V147ZM222 146V147H221ZM156 147V146H155ZM166 147H171V146H167V143H166ZM175 147V146H174ZM28 148V149H27ZM177 148H180V147H178L177 146ZM230 148V149H229ZM247 148V147H246ZM245 148V149H246ZM37 149V148H36ZM36 149H35V151H36ZM160 149H161V147H160ZM192 149H193V151H192ZM210 149V148H209ZM208 149V150H209ZM212 149V148H211ZM242 149H243V151H242ZM251 149V148H250ZM0 150V151H1ZM142 150V149H141ZM142 150V151H143ZM159 150V149H158ZM181 150V149H180ZM246 150H248V148L246 149ZM36 151V152H37ZM65 151H67V152H64L65 154L66 153H68V151L69 150H65ZM262 151V150H261ZM260 151V154H258V156L259 155H263V153H264V151H262L261 152ZM45 152V151H44ZM182 152H183V150H182ZM182 152H180V153H182ZM2 153V152H1ZM70 153L71 152H69L68 154L70 155ZM145 153L146 154H148V155H150V156H148L149 158H150V160L148 159V157L146 158V156L147 155H145ZM240 153V154H241ZM256 155H255V154ZM44 154V153H43ZM65 154H62V155H65ZM72 154V153H71ZM104 154V155H105ZM195 154V155H194ZM69 155H65L67 158H69L68 156ZM157 155H158V153H157ZM156 155V156H157ZM162 155H163V157H162ZM179 155V154H178ZM194 155V156H193ZM153 156V155H152ZM200 156L198 155V157L200 158ZM63 158H65V159H67L66 157H64V156H62ZM197 157V158H198ZM263 157H264V155H263ZM173 158V157H172ZM196 158V157H195ZM194 158V159H195ZM262 158V156L260 157V158H258V161L260 160H263V158ZM19 159V160H20ZM57 159H59V158H57ZM115 159V158H114ZM153 159H155L154 157H153ZM166 159V160H167ZM226 159H230L231 161H233L232 162V165H231V163H229V161L228 160H226ZM60 160V159H59ZM112 159H110V161H111ZM123 160V159H122ZM164 160H165V158H164ZM228 161L227 162V164H226V161ZM15 161V160H14ZM14 161H12V162H14ZM57 161V160H56ZM113 161V160H112ZM115 161H116V159H115ZM117 161H118V159H117ZM124 161V162H125ZM196 160H194V162H195ZM259 161V163H261ZM59 162V161H58ZM107 162H109V163H107ZM188 162V166H186L187 164L186 163ZM193 162V163H194ZM224 162V163H223ZM262 162H264V161H262ZM122 163H123V161H122ZM164 163V162H163ZM234 163V164H233ZM258 163V162H257ZM125 164V163H124ZM128 163H126V165H127ZM130 164V163H129ZM182 164H186V165H184L183 167H182ZM223 164V165H222ZM194 165V164H193ZM236 165V166H235ZM253 165V166H252ZM259 165H261V164H259ZM263 165V164H262ZM128 166V165H127ZM186 166V167H185ZM195 166V165H194ZM198 166V165H197ZM197 166H195V167H197ZM202 166H204V165H202ZM234 166L237 168L238 167V172H236L235 173V171L233 172V174H230L229 172H231V171H228L229 169H228V167H231L230 169H233L234 170ZM199 167V166H198ZM233 167V168H232ZM121 168H123V167H121ZM127 168V167H126ZM203 170H206V171H208V173L210 174V175H207V178L205 177V175H204V172H202V169ZM206 168V167H205ZM263 168H264V166H263ZM263 168L261 169V170H263ZM7 169V168H6ZM57 170H58V168H56ZM115 169V168H114ZM212 169V170H211ZM228 169V170H227ZM131 170V169H130ZM195 170V171H194ZM228 172H227V171ZM251 170V171H250ZM128 172H129V170H127ZM131 171H133V169L131 170ZM205 171V172H206ZM127 172V173H128ZM240 172V173H239ZM249 172H247L248 174H250ZM260 172V171H259ZM259 172H256V173H259ZM7 174H6V176H2L3 174L1 173L0 174V183L2 182V181H4V179H6L5 177H8V175H9V173L8 172H6ZM86 173V172H85ZM207 173V174H208ZM254 173V172H253ZM253 173H251L252 174V176H253ZM256 173L254 174V175H256ZM264 173V172H263ZM263 173H261V174H263ZM41 174H42V172H41ZM54 174V173H53ZM182 174V170H181V173H180V175ZM244 174V175H245ZM247 174V175H248ZM251 174H250V178L252 177L251 176ZM243 175V176H244ZM259 174H257V176H258ZM109 176V175H108ZM111 176V175H110ZM182 176V175H181ZM185 176V175H184ZM209 176V177H208ZM44 177L45 176H43V178H42V175H41V177L39 176V179H38V184L40 183V182H43V180H44ZM104 177V178H103ZM247 177V176H246ZM249 177V176H248ZM247 177V178H248ZM254 177V176H253ZM252 177V178H253ZM109 178V177H108ZM118 178V177H117ZM168 178V179H169ZM249 178V180H251ZM261 178H263L264 179V176H262ZM115 179V178H114ZM174 179H176V178H174ZM205 179V180H204ZM7 180H8V178H7ZM40 180V181H39ZM49 180V179H48ZM111 180V179H110ZM110 180H109V182H110ZM117 179H115V181H116ZM44 181H46V180H44ZM122 181V180H121ZM155 181H156V179H155ZM155 181H154V183H155ZM254 181V180H253ZM253 181H252V183H253ZM260 181V180H259ZM259 181L257 182V183H259ZM262 182H263V180H261ZM112 182V181H111ZM120 182V181H119ZM137 182V181H136ZM159 182H160V180H159ZM172 182V181H171ZM245 182H246V184H245ZM250 182V181H249ZM2 183H4V182H2ZM7 183V182H6ZM43 183H45V182H43ZM123 183V182H122ZM149 183V184H148ZM167 183H169V182H167L166 181V184ZM202 183H207L206 185H204V184H202ZM252 183L250 184V187H251V185H252ZM257 183H255L254 182V184L256 185L255 187H254V185H252V190H253V192H254V194L256 193V191L258 192L259 191V189H261V188H259L260 187V185H259V189L257 190V189H255V188H257ZM37 184V185H38ZM113 184V183H112ZM118 184V183H117ZM126 184V185H125ZM151 184L152 185H154L152 182H151ZM171 184V183H170ZM186 185L185 187L183 186V185ZM203 185V186H199V185ZM249 184V183H248ZM4 184H0V194L2 193V195L5 193L6 195H4L3 196V199H1L0 198V201H4L3 202V205L5 206V204H7V202L10 204V202L11 201H14L15 199L16 200H18V199H22V198H24L23 196H22V194L20 195V193H19V195L20 196H22V197H20V196H17L16 195V192H18L17 191V189L15 190V189H12L11 190V188H10V190H5V188L7 187V186H5V188H4V186H3ZM5 185H8L9 186V184H5ZM40 185H41V183H40ZM40 185H38V187L40 186ZM44 185V184H43ZM246 185V186H245ZM111 186V185H110ZM120 186V187H119ZM147 187H145V188H147ZM180 187V186H179ZM178 186H177V188H179ZM183 187V188H182ZM261 187H263V186H261ZM21 188V187H20ZM145 188H144V190H145ZM167 188V187H166ZM170 188V187H169ZM176 187H174V189H175ZM192 188V189H191ZM4 189V190H3ZM6 189H9V188H6ZM116 189H117V186H116ZM119 189H117L118 191H119ZM122 189H120V190H122ZM148 189V188H147ZM146 189V190H147ZM153 189V188H152ZM151 189V190H152ZM156 189V188H155ZM154 189V190H155ZM173 189V188H172ZM171 189V190H172ZM251 189V188H250ZM255 189V190H254ZM19 190V189H18ZM21 190V189H20ZM140 190V189H139ZM143 190V191H144ZM150 190V189H149ZM158 190V189H157ZM167 190H170V189H168L167 188ZM170 190V191H171ZM177 190V189H176ZM263 190H264V188H263ZM110 191H112V193H110ZM142 191V190H141ZM162 191V190H161ZM181 191V190H180ZM179 191V192H180ZM262 191V190H261ZM140 192V191H139ZM187 192V191H186ZM218 192V193H217ZM252 192V191H251ZM15 193V194H14ZM138 193V192H137ZM144 193H147V191H145ZM167 193V192H166ZM174 193H175V191H174ZM173 193V194H174ZM193 193H195V191L193 192ZM259 193V192H258ZM263 193H264V191H263ZM114 195L113 197L114 198H116L115 200L117 201L118 200V203H120L119 201H121V203H120V205L117 203V207L118 208H115V206H114V198L113 197H111L112 195ZM156 194V193H155ZM158 194H161V193H159V191H158ZM157 194V195H158ZM187 194H190L189 192H187ZM260 194H262V193H260ZM259 194V195H260ZM2 195H1V197H2ZM14 195H16V198H15V196ZM84 195V196H83ZM136 196V195H135ZM140 197H143L142 195H139ZM172 196V195H171ZM170 196V197H171ZM202 196H200L201 198H202ZM252 197H249L250 199L251 198H253V194L251 195ZM262 196H263V194H262ZM261 196V197H262ZM17 197H18V199H17ZM20 197V198H19ZM84 197V198H83ZM130 197V196H129ZM159 197H161L160 195H159ZM186 197H189V196H186ZM198 197V196H197ZM260 197V198H261ZM162 198V197H161ZM166 198V197H165ZM215 198H216V196H215ZM216 198V199H217ZM220 198H219V201H220ZM248 198V199H249ZM256 198V197H255ZM254 198V199H255ZM84 199H86L85 201H84ZM186 199V198H185ZM186 199V201H188ZM204 199V198H203ZM206 199V201H210L211 199H208L207 200ZM215 199V200H216ZM259 199V198H258ZM6 200H7V202H6ZM15 200V201H16ZM88 200V201H87ZM89 200L91 201V203L89 204V205H86L87 204V202L89 203ZM93 200V201H92ZM159 202H158V201ZM214 200V199H213ZM218 200V199H217ZM264 200V199H263ZM14 201V202H15ZM22 201V200H21ZM116 201H115V205H116ZM140 201V200H139ZM139 201H137V202H139ZM197 201V200H196ZM257 201V200H256ZM260 201V200H259ZM6 202V203H5ZM162 204H161V203ZM168 202V201H167ZM217 202V204L219 203L218 201H216ZM249 202H250V200H249ZM140 203V202H139ZM255 203H259V202H255ZM8 204V205H9ZM11 204H13V202L11 203ZM16 204V203H15ZM208 204V203H207ZM227 204V205H228ZM1 205H2V202H1ZM14 205V204H13ZM125 205V206H126ZM180 205V204H179ZM198 205V204H197ZM200 205V204H199ZM210 205H212V204H210ZM233 205V206H232ZM174 206V205H173ZM205 206V205H204ZM207 206H209V205H206V207ZM223 206V205H222ZM229 206H227L225 209H226V211H227V209H228V207ZM72 207L74 208H76L77 209V211H78V213H76L75 212V214H72L73 212L72 211H75V210H73L72 209ZM107 207V208H106ZM137 207H138V204H137ZM179 207V206H178ZM197 207V206H196ZM216 207H217V205H216ZM216 207H214L215 208V210L216 209H218V207L216 208ZM225 207V206H224ZM224 207L222 208V209H224ZM233 207V208H232ZM252 207V208H253ZM80 208V210L82 209V210H84L82 213L80 212V210H78ZM140 208V207H139ZM210 208V207H209ZM212 208V207H211ZM213 208V209H214ZM112 209V210H113ZM197 209H198V207H197ZM224 209V210H225ZM110 210V211H109ZM192 210V211H193ZM212 210V209H211ZM249 210V212H246V211H248ZM255 210V211H254ZM203 211V210H202ZM218 211H220V209L218 210ZM218 211L216 212V213H218ZM88 212H96L95 213V215L94 216H91V217H89L88 218V220L85 218V216H86V214L85 213H87L88 214ZM139 212L140 213H142V215H144V216H141L140 214H139ZM154 212V213H153ZM190 212H191V210H190ZM207 212V211H206ZM222 212H224L223 210H222ZM100 213V214H99ZM114 213V212H113ZM145 213H146V211H145ZM187 213V214H188ZM195 212L193 211V214H194ZM201 213V212H200ZM220 213V212H219ZM229 213H227L228 215H229ZM233 213H234V211H233ZM247 213H249V215L250 214H252L251 215V217L247 214ZM70 214H72V215H74V216H70ZM79 215L80 214V216H81V218H80V216H79V218H78V216H76V215ZM94 214V213H93ZM101 214V215H102ZM198 214V213H197ZM205 214V213H204ZM203 214V215H204ZM210 214V213H209ZM211 214H213V213H211ZM223 214V213H222ZM195 216H196V214H194ZM216 215V214H215ZM233 215V216H234ZM90 216V215H89ZM96 216V217H97ZM190 216V215H189ZM198 216V215H197ZM202 216V215H201ZM201 216H199V218L201 217ZM212 216H214V215H212ZM211 216V217H212ZM219 216V217H220ZM223 216H225V218H227V216H226V214H225V212H224V214H223ZM230 216V215H229ZM256 216V217H255ZM260 216V215H259ZM88 217V216H87ZM98 217H100V216H98ZM97 217V218H98ZM111 217H113V215L111 214ZM113 217V218H114ZM139 217H142V220L145 222L144 224L145 225H143L144 227H141L140 226V232L138 231V230H135L134 229V227L136 226V225H138L139 224ZM144 217V218H143ZM186 217V216H185ZM209 217V216H208ZM215 217H217V215L215 216ZM214 217V218H215ZM218 217V218H219ZM231 217H232V213H231ZM250 217V218H249ZM97 218H95V219H97ZM106 218V217H105ZM184 218V217H183ZM188 218V217H187ZM189 218H192L191 216L189 217ZM188 218V219H189ZM204 218V217H203ZM213 218V219H214ZM234 218V217H233ZM94 219V220H95ZM100 219V218H99ZM109 219V218H108ZM162 219H164V218H162ZM178 219H176V220H178ZM186 219V218H185ZM197 219V218H196ZM201 219V218H200ZM199 219V220H200ZM257 219V218H256ZM87 220V221H86ZM104 220V219H103ZM107 220V219H106ZM115 220V221H114ZM166 219H164V220H162L163 221V223H162V225L164 224V223H166L167 222V220L165 221ZM176 220H173L174 221V223H169L170 224V226H169V229H171V231H172V233H173V231L175 230L177 233H179L178 232V227H180V228H182L183 226L182 225H184V223L186 222L187 223V219H186V221H183L182 223L183 224H181V223H179L180 221H176ZM184 220V219H183ZM192 220H194V218L193 219H191V221ZM101 220H99L98 222H97V220H96V223H99ZM109 221V220H108ZM141 221V220H140ZM172 221V222H173ZM190 221V220H189ZM195 221V220H194ZM193 221V222H194ZM105 222V221H104ZM110 222H111V220H110ZM116 222V223H115ZM176 222H178L179 224H181L180 226L178 225L177 227H175V223ZM193 222H192V224H193ZM200 222L199 223H197L198 225L196 226L195 225V227L194 228H196V227H200ZM207 225L206 227H205V225H204V223ZM220 222H222V223H220ZM257 222V221H256ZM260 222V221H259ZM91 223L92 222H90V225H91ZM96 223H94V224H96ZM157 223H155L156 225H157ZM168 223V222H167ZM141 224V223H140ZM168 224V225H169ZM190 224H191V222H190ZM191 224V226L193 227L194 226V224L192 225ZM215 224H213V227H211V228H213V229H215L214 230V233H215V231H218L219 229L217 228H215ZM98 225V224H97ZM96 225V226H97ZM100 225V224H99ZM109 225V224H108ZM156 225H155V227H156ZM168 225H166V226H168ZM177 225V224H176ZM187 225H188V227L186 226V225H184L185 227L184 228H188L189 229V224L187 223ZM210 225L212 226V223H210ZM55 226H56V228H55ZM58 226V227H57ZM87 226H89V225H87ZM94 226V225H93ZM104 226H105V224H104ZM107 226V225H106ZM125 226H128L130 229H128L129 231H130V233H128V234H131V235H128V234H126L125 232H123V231H125ZM165 226V225H164ZM164 226H162V227H164ZM264 226V225H263ZM262 226V227H263ZM91 227V226H90ZM98 227V226H97ZM96 227V228H97ZM136 227H139V226H136ZM160 227V226H159ZM191 227V229H193V230H195L194 228H192ZM260 227H261V225H260ZM93 228V227H92ZM91 228V230H93V229H95V226H94V228L92 229ZM99 228H101V226L99 227ZM158 228V227H157ZM228 228V229H227ZM48 229H50V236L52 235H54V238L55 239H53V237L52 238H50V237H47L48 236V234H47V232L49 231ZM98 229V228H97ZM116 229V230H115ZM161 229V228H160ZM166 229H167V227H166ZM187 229V230H188ZM198 228H196V230H197ZM202 228L200 227V231L202 232L203 230H201ZM252 229V230H253ZM45 230H46V232H45ZM48 230V231H47ZM87 230V229H86ZM96 230V229H95ZM95 230H94V232H95ZM109 229H107L106 230V232L108 231ZM112 230V231H113ZM158 230H159V228H158ZM163 232H167L168 230H163V229H161ZM181 231H183V229H180ZM179 230V231H180ZM186 230V231H187ZM199 230V229H198ZM224 230H226V232H224ZM128 231V232H129ZM171 231H168L167 233L168 234H170V235H168L170 238H172V241H173V244L172 245H174V241H176L175 240V237L173 236V237H171ZM174 231V232H175ZM185 231V232H186ZM190 231V230H189ZM199 231V232H200ZM209 231V229L207 230L206 229V232L207 233H210L211 232V229H210V232H208ZM230 231V232H231ZM86 232V231H85ZM84 232V233H85ZM99 232V231H98ZM105 232V231H104ZM111 230H109V234H110V237H112L111 235L113 234V232H111ZM195 232V231H194ZM205 230H204V236H205ZM255 232V231H254ZM87 233V232H86ZM90 233V232H89ZM108 233V232H107ZM160 233V232H159ZM184 232H182V236H184V237H182V239H179V236H181L180 234L178 235V234H176L175 236L177 237V235H178V238H176V239H178L177 241H176V243L178 244V246H179V244H181V245H185L183 242L184 241H186L187 240V238H188V236L190 235V237L191 236H193V235H195L196 233L197 234H199L198 233V231H196V233L195 234H192L193 233V231H191V232H186V234L188 235H186L187 237H185V233L183 234ZM190 233V234H189ZM217 233V232H216ZM215 233V234H216ZM219 233H221V231L219 230ZM45 234H47V236L45 235ZM97 234V233H96ZM102 234V233H101ZM100 234V236H102V240L103 239H107V238H104V235H101ZM124 234L126 235V236H124ZM143 234V235H142ZM157 234V233H156ZM162 234V233H161ZM212 233H210L209 235H210V237L209 238H206V240L207 239H210L211 238V235ZM215 234H213V235H215ZM230 234L228 235V237L230 236ZM77 235V236H76ZM85 235V234H84ZM87 235V234H86ZM95 235V234H94ZM116 235V234H115ZM118 235V236H119ZM130 236V237H128V236ZM151 235L149 236L150 237V239H152L151 238ZM172 235H174V234H172ZM206 235H208V234H206ZM252 235V234H251ZM256 235V234H255ZM56 236V237H55ZM106 236H108V234L106 235ZM113 236H114V234H113ZM117 236V235H116ZM116 236H114V237H116ZM140 236V237H141ZM147 236V235H146ZM147 236V237H148ZM160 236H162V235H160ZM159 236V237H160ZM253 236V235H252ZM252 236H251V238H252ZM73 238V239H75L76 237H83L82 238V240H78V242H80V244L79 243H77V241L75 240H73L75 243H73V245H72V240H70V241H72L71 242V245H68V243H67V241H64V239L65 238ZM109 237V236H108ZM110 237H109V239H110ZM139 237V238H140ZM149 237L146 239V237H144L143 236V240H144V238L146 239V240H148L149 239ZM164 237H166V235L164 234ZM168 237V238H169ZM190 237H189V239H190ZM194 237H196L197 238V236L195 235ZM193 237V239H192V241H193V243H192V241H191V243L193 244L192 246H194L195 245V238ZM208 237V236H207ZM214 236H212V238H213ZM223 237H221L222 239H223ZM226 237V238H225ZM248 237V238H249ZM53 239V241L51 242V240H50V242H48V239ZM90 238V237H89ZM92 238H94V237H92ZM101 238V237H100ZM99 238V239H100ZM122 238H121V240H122ZM162 238V237H161ZM169 238V239H170ZM173 238H174V240H173ZM211 238V239H212ZM218 238H219V234H218ZM230 238H229V240H230ZM87 239V238H86ZM98 239V238H97ZM109 239H107L108 240V243L106 242L107 240H105V243L107 244V246L109 245V244H111L113 241H111L110 240V242H109ZM115 239H117V237L115 238ZM119 239V238H118ZM117 239V240H118ZM124 239V240H125ZM131 239H132V237H131ZM130 239V240H131ZM149 239V240H150ZM167 239V238H166ZM210 239V240H211ZM217 238H215V240H216ZM224 239H223V241H224ZM46 240V241H45ZM112 240H114V239H112ZM117 240H115V246H116V242H117ZM140 240H141V242H143L142 241V239L140 238ZM148 240V241H149ZM162 240V239H161ZM201 240V239H200ZM200 240H199V237H198V239H197V241H196V244H198L197 242H199L200 244H203V242L204 241H206V240H202L203 242L201 243L200 242ZM215 240H211L210 242V244H209V241H208V243H207V241H206V245H203V247H202V249H200V248H198L197 250H195V251H197V252H195L194 250L192 251V253H191V255H193V252H195L196 254L194 255V256H192L191 258H193V259H191L190 258V256L188 257V258H190V259H186V253L188 252L187 250V252L186 251H182L183 252V254L185 255L184 256V258H185V263L186 264H210V259L209 258H211V257H209V256H211V255H215V251L216 250H219V249H221L222 248V246H224L223 244H222V246H221V243H219L220 245H217V243H215V242H217V240L215 241ZM220 240V242H221V239H219ZM227 240V242L229 241L228 239H226ZM248 240V239H247ZM5 241V242H4ZM69 241V242H70ZM152 241V240H151ZM150 241V242H151ZM154 241V240H153ZM214 241V242H213ZM48 242V243H47ZM66 242V243H65ZM98 242V241H97ZM138 242V241H137ZM163 242V241H162ZM227 242H225V244L227 245V248H228V250H227V252L226 251H224V252H226V253H224V254H226V256H225V258H224V260L221 258V262H222V260H223V263L226 261L225 259L226 258H230V257H232L233 256V252L234 251H232V250H234V248L232 249L231 247L232 246H228L229 245V242H228V244H227ZM248 242H249V240H248ZM252 242V241H251ZM5 243V244H4ZM147 243V242H146ZM170 243H172V242H170ZM175 243V244H176ZM187 243H189L188 245H190L189 247L188 246H185V247H187V249L189 250L190 249V247H191V244H190V242L188 241ZM105 244V245H106ZM130 244V243H129ZM133 244H135V243H133ZM138 244V246H137V248H138V250L136 251V252H134L135 254H134V257L136 256L137 258H135L136 259V261L138 260V262L140 263L141 261H146V260H141V259H139L140 258V254H138V253H141V251H142V249L140 248L141 246H139L140 244H142V243H137ZM147 244H149V243H147ZM151 245L153 244V242L152 243H150ZM150 244H149V248L147 249L148 251H149V253L148 254H152L151 256H153L152 258H151V256L149 257V258H151V260L154 262L155 260L153 259V258H155V255L157 256V254L156 253H159V252H156V253H153V252H151L150 251V248H151V250H152V247H154L155 248V246H152V247H150ZM257 244V243H256ZM83 245H84V242H83ZM104 245V244H103ZM113 245H114V243H113ZM112 245V246H113ZM127 245V244H126ZM143 245V244H142ZM145 245V244H144ZM168 245H170V244H168ZM166 246V248H163V249H166V251L167 250H169V248L168 247H170V246ZM180 245V246H181ZM244 245H245V243H244ZM255 245V244H254ZM68 246L70 247V249H71V252H70V254L67 252V248H68ZM111 246V247H112ZM175 246V245H174ZM197 246H199V245H197ZM219 246V247H218ZM221 246V247H220ZM249 246V245H248ZM251 246H252V244H251ZM105 248H106V246H104ZM110 247V246H109ZM114 247V246H113ZM121 247V246H120ZM128 247L130 248L131 246L129 245H127V249H128ZM133 247V246H132ZM146 246H144V248H145ZM175 247H177V245L175 246ZM174 247V248H175ZM196 247V245L193 247V248H195ZM200 247V246H199ZM235 247V246H234ZM243 247V246H242ZM257 247V246H256ZM39 248V250H38V252H36V253H34V251L36 250V249H38ZM79 248L81 249L82 248V250L80 251L79 250ZM84 248V249H83ZM104 248V249H105ZM108 248V247H107ZM118 247H116V249H117ZM122 248V247H121ZM136 248V247H135ZM136 248V249H137ZM142 248H143V246H142ZM178 248V247H177ZM181 248V247H180ZM225 248V247H224ZM251 248V247H250ZM254 248H255V246H254ZM92 249V250H91ZM103 249V250H104ZM111 251H113L111 248H109ZM115 249V248H114ZM115 249V250H116ZM158 249V248H157ZM156 249V250H157ZM162 249V248H161ZM162 249V255H163V257L166 255V251H164ZM182 249V248H181ZM192 249V248H191ZM190 249V250H191ZM232 249V250H231ZM83 250H86V252H85V254L86 255H88V256H86L85 254H84V251ZM106 250V249H105ZM130 250H131V248H130ZM129 250V251H130ZM147 250L146 249H144V251H143V253L146 251L147 252ZM155 250V249H154ZM155 250V251H156ZM176 250H178V249H176ZM90 251L88 252V253H90ZM100 251V252H99ZM110 251V252H111ZM159 251V250H158ZM163 251L165 252V253H163ZM180 250H178V252H179ZM237 251H240V250H237ZM98 252L101 254L102 253V255H100V254H98ZM115 252V251H114ZM114 252H112V253H114ZM116 252H119V250L118 251H116ZM121 252V251H120ZM132 252V251H131ZM138 252V253H137ZM181 252V253H182ZM221 252V251H220ZM264 252V251H263ZM108 254H109V252H107ZM122 253V252H121ZM118 254L119 256L120 255H122V254H124V253H122V254ZM125 253H126V251H125ZM127 253H128V250H127ZM171 253V252H170ZM181 253H180V255H181ZM189 253V252H188ZM96 254L98 255L97 257H95L96 256ZM132 254H133V252H132ZM131 254V255H132ZM138 254V255H137ZM142 254V253H141ZM147 254V253H146ZM174 254H176V253H174ZM218 254H220V256H222L221 255V253H218V251H217V255ZM238 254V253H237ZM252 254V253H251ZM254 254V253H253ZM95 255V256H94ZM101 257H100V256ZM114 255V258H115V255H116V253L115 254H113ZM126 255V254H125ZM159 255H160V253H159ZM171 255V254H170ZM173 255V254H172ZM179 255V256H180ZM217 255H215L214 257L217 259ZM129 256V255H128ZM133 256V255H132ZM145 257L146 255H145V253H144V255H142V257ZM167 256V255H166ZM182 256V255H181ZM217 256V257H216ZM244 256V255H243ZM251 256V255H250ZM262 256V255H261ZM109 257V256H108ZM112 257V256H111ZM116 257H117V255H116ZM124 257V256H123ZM143 257V258H144ZM162 257V259H165V258H163ZM95 260H94V259ZM118 258V257H117ZM117 258H115L114 260L117 262V260H119V259H117ZM121 258V257H120ZM131 258V256H129V258L127 259V257H125V259H124V261L125 260H128V261H125L126 262V264L129 262V259ZM133 258V257H132ZM131 258V260L133 261V259ZM145 258H147V257H145ZM171 258H173V259H175V257H171ZM182 258V257H181ZM219 258V259H220ZM263 258V257H262ZM135 259H134V264H135ZM161 259V261H162V263L164 262L163 260ZM167 259V261H168V258H166ZM215 259V260H216ZM219 259H218V261H219ZM254 259V258H253ZM103 260H105V259H103ZM108 260V259H107ZM112 260H113V258H112ZM113 260V261H114ZM121 260V259H120ZM119 260V261H120ZM140 260V261H139ZM170 260H172V259H170ZM179 260V259H178ZM234 260V259H233ZM112 261V262H113ZM122 261V260H121ZM123 261V262H124ZM151 261V262H152ZM158 261H159V259H158ZM158 261H157V263H158ZM181 261V260H180ZM180 261H179V263H180ZM214 261V260H213ZM252 261V260H251ZM125 262L123 263V264H125ZM144 262H143V264H144ZM147 262H148V258H147ZM145 263V264H150L149 262H150V259H149V262L148 263ZM152 262V263H153ZM183 262V261H182ZM215 262H217V260L215 261ZM220 262V263H221ZM229 262V261H228ZM234 262H235V260H234ZM239 262V261H238ZM130 263V262H129ZM128 263V264H129ZM138 263V264H139ZM155 263V262H154ZM156 263V264H157ZM159 263H161L160 261H159ZM165 263V262H164ZM170 263V262H169ZM176 263V262H175ZM218 263V262H217ZM222 263V264H223ZM264 263V262H263ZM132 264H133V262H132ZM140 264H142V263H140ZM176 264H178V263H176Z\"/></svg>", "mask_w": 264, "mask_h": 264}, {"label": "rangeland", "instance_id": "374dc122", "mask_svg": "<svg viewBox=\"0 0 264 264\" xmlns=\"http://www.w3.org/2000/svg\"><path fill=\"white\" fill-rule=\"evenodd\" d=\"M3 1H4V3H5V6L7 7L6 9H3V5H4V3H3ZM77 1H79V0H77ZM77 1L76 0H0V74H2V75H4V77L5 76H7V80H6V78H3V80H6V81H3V85H2V83H0V85L1 86H3V87H1L0 86V88H2V90H0V95H1V99H4V101L5 102H7V103H5L4 104V110L5 111H7L8 110V108L10 107V105H11V100H12V96H13V94H14V92L13 91H15V90H18L20 87H22L21 89H23L24 87V85L26 86V79L30 76L31 77V75H32V73L33 72H35V73H37L36 71L38 70V72L40 71H43V69H45L46 67H49V66H51L52 65V63L53 62H58L59 60L61 61L62 59H63V56H65L63 53H65V52H67V50H68V48L69 49H71V48H73V46H71L73 43V45H74V50H78V48H77V44L78 43H80V41H83V42H85V43H93L94 44V47H95V49H94V53L92 52V53H90V54H92V55H89L90 57L92 56V57H95L96 55V52H97V56H100V55H103V57H107V60L106 61H108V64L109 63H111V64H114V62L116 63V61L115 60H117V58H123V62H125L126 64L129 62L130 64L132 63V62H134V66H133V63L130 65L129 63L127 64L128 66V69L131 67V68H133L134 67V69L135 68H137V66H138V70L139 69H141V70H143L142 72L139 70H137V73L136 74H134V75H136V77L133 75L132 76V78H131V83H130V85H131V88L133 87V90L132 89H128L129 87H127V88H125L126 87V84H122L121 86H120V83H119V85L117 86V88L119 89L120 87H121V89L124 87L125 88V90H129V93H130V95L129 96H127V99L128 100H126V94H124L125 96L122 98V100H124V101H122V103H121V101H120V99H119V102L122 104V107H121V104L119 103V102H117L116 100H118V97H116V95H115V103H113V106H111L112 105V103L111 104H109V106L108 105H106L105 103H106V100H104L103 102H102V105H101V107L99 108L100 110V114L98 115V113L96 114V113H94L96 116H93L94 117V119H93V117H92V115H86L85 117H81V119L79 120V121H77V122H75V121H73V123L74 124H72V126L70 125H68L69 127H70V129H68L67 127V125L66 126H64V127H60L61 129H59V128H57L58 130L55 132L54 131V133H53V135L51 134L48 138H47V136H45V139H44V141L46 140V138H47V145L45 146V152L43 151V153L41 154V155H39V153L38 152H40V151H37L38 150V146L36 145V143H35V145H34V148H33V150L32 151H30V159H31V161H30V166H26V165H24V163H22V161H21V159L20 158H17L16 157V159L14 158V159H11V160H9V162H8V164L4 167V168H0V174L2 173H4L2 176H6V172H8L9 173V175H8V177H5L6 179H4V181H2V182H4V183H0V184H4L3 186H4V188H5V186H7L6 188H9V189H6L5 188V190H10V188H11V190L12 189H17V191L18 192H16V195L17 196H20L21 194H22V196L24 197V198H22L21 200L20 199H18V197H17V199L18 200H14V201H11L10 202V204L7 202V200H6V202H7V204H5V206L3 205V200L2 201H0V249L2 248V247H4V246H2L3 245V240L5 239V237H6V234H7V232H11V233H17L18 231H19V229L21 228V226H23V225H26L29 221H31V219H33V217H34V215H35V213L38 211V209L42 206V205H44V204H46L47 202H48V200H49V196H50V194L53 192L52 191V189H54V186H56L57 184H62V183H64V182H66V181H69V180H72V179H76V177H78L77 179H79L80 177L82 178L83 177V174H84V176H85V174L87 175V173L88 172H90V171H92V169L94 170L98 165H99V163H100V161H102L101 159H102V157L104 156V158H105V156H107L105 153H106V151L108 150V147L110 146L109 144L111 143L112 144V141H113V139H114V137H115V135L117 136V132L118 131H116V130H118V129H120V124H123V121L121 120V119H125V118H127L128 120V124L129 123H131V121L132 122H134L135 123V121H134V115L132 116V114H134L135 113V111H134V109H133V102H134V100H136V98H137V96H140V94L142 93V91L143 90H145V88H151V89H149V90H152L153 89V93H151L150 92V94L153 96V98L154 97H158L159 95H157V94H159V88L158 89H156L157 87H160V82L162 81V82H164L165 83V79L163 80H159L161 77L160 76H162V74H163V72H167V71H169V68L170 67H173V66H171V65H173V62H177V60L176 59H178L177 57L175 58V56H172V54L173 55H176V53H177V51L179 50V52H180V50L182 51V49H185V45L187 46V44H185V43H183L184 41H182V39H183V37H182V35L185 33V35H186V33L188 32L189 33V29L187 28L188 26H187V24H186V28L184 27V25H185V23L186 22H188V25L190 26L192 23L191 22H193L194 20V22H196L197 20L199 21V19L200 18H202L203 16H206V14H207V7H208V9H209V7H210V3H208V5H207V3H206V6L204 7L205 8V10H204V8H203V11L204 12H201V9H200V11H199V7H197V6H200V4H197L198 3V1L197 2H195V0L193 1V0H178V2L180 1V4L182 5V3L183 4H185V9H183L182 11H183V14L186 16H183L182 17V20L180 21V22H177V20L176 21H173V23H174V25L176 24V22H177V24L175 25V27H172L174 30H175V28H176V30L177 31H179L180 33H179V35L181 36L180 37V39H176L175 37H174V34L175 35H178V32L177 31H174V30H171L172 28H169V29H167L166 30V33L168 32V30H169V32H168V34H164V36L162 37V35H160V37H162V39H158V38H160V37H158L157 39H158V41L157 40H153L151 43L153 44V46H151L149 43L147 44V42H146V40H144V45H141V50H137L136 48H137V46H135V45H137L136 43H137V40L135 41V38L137 39V35L139 34V33H137L138 31H139V29H140V21H141V19L143 20L145 17H147L148 16V14H150L151 12L150 11H152V12H154V9H155V6H156V4H157V2H159L160 0H106V3L105 4H107V5H105L104 3V5H103V7H101V8H97V11L96 12H94L96 9H94L93 7H91L90 8V6L88 7V6H86V7H83L82 8V5L81 6H79L80 4H83V6H84V1L81 3L80 1V4L79 5H77L78 3H77ZM153 1V2H152ZM172 2H174V0H171ZM201 2H205V0L203 1V0H200ZM207 1V0H206ZM214 1V0H213ZM213 1L211 2L212 3V7H214L213 5H216V6H218L217 4H219V7H221V5L220 4H223L224 5V3H225V1L224 0H215L214 2V4H213ZM77 4H76V3ZM195 2V3H194ZM3 3V4H2ZM75 3V4H74ZM174 4V3H173ZM191 4H192V6H191ZM85 5H86V3H85ZM110 5V6H109ZM195 5H197V6H195ZM222 5V6H223ZM4 6V7H5ZM21 6V7H20ZM76 6H79L80 8H78V9H80V11H77L78 9L76 8ZM24 9H23V8ZM100 7V6H99ZM197 7V8H196ZM212 7H210V8H212ZM73 8V9H72ZM75 8V9H74ZM82 8V9H81ZM126 8V9H125ZM197 10H196V9ZM20 9L22 10L23 9V11H20ZM77 9V10H76ZM100 9V10H99ZM152 9V10H151ZM75 10V11H74ZM82 10V11H81ZM91 10V11H90ZM94 10V11H93ZM99 10V11H98ZM171 10H172V12L173 13H171ZM174 8H170L169 9V15H170V17H171V15H173V14H175V16L174 17H176V15H177V10H174ZM196 10V11H195ZM73 11V12H72ZM117 11V12H116ZM146 11H147V13H146ZM149 11V12H148ZM206 11V12H205ZM196 12V14H194ZM41 13V14H40ZM80 13V14H79ZM171 13V14H170ZM189 13V14H188ZM198 13H201V16H198L199 14ZM211 13V11L209 10V12H208V14H210ZM245 13V12H244ZM30 14V15H29ZM69 14H70V16H69ZM205 14V15H204ZM93 15V18L91 17V16ZM95 15V16H94ZM107 15V16H106ZM110 15H112V16H110ZM146 15V16H145ZM63 16V17H62ZM70 18H68V17ZM102 16V17H101ZM123 16H126V17H123ZM193 16V17H192ZM73 17V18H72ZM89 17H91L92 19H90ZM96 17V18H95ZM173 17V16H172ZM171 17V18H172ZM173 17V18H174ZM200 17V18H199ZM79 18V19H78ZM80 18H82V19H80ZM172 18V19H173ZM184 18L185 19H187V20H184ZM192 18V19H191ZM19 19V20H18ZM20 19H22L23 21H24V23H26V26H27V28H29V29H31L32 31H34L35 32V34H36V32H37V38H39V36H42L40 39H34L35 40V42L33 41V43H34V48H35V52L33 53V56H32V59L34 58V71H33V69H32V67H28V68H30V70L32 69V72H30L31 73V75H30V73H25L26 74V76L25 75H23L24 76V80L21 78V72H25V70H23V68H24V66H27V65H24L21 69H18L19 67H17V65H23L24 63H27L28 61H32V59L30 60L29 58L27 59V57H26V55H24V57H26V59L23 57V55H22V59L23 60H19V62L20 63H18L17 61H18V57H17V54L15 55L16 56V58H15V56L12 54L13 52H11L12 50H13V48L12 49H10L11 47H12V44L13 43H11V42H7L8 40H7V38H6V43L5 44H3L5 41H4V36H7V34H9L10 32H12L13 30V28L11 27L12 25H14V24H18L19 23V21H20ZM48 19V20H47ZM54 19V20H53ZM68 19V20H67ZM73 20V22H74V24H73V22H72V20ZM75 19H77V20H75ZM90 19V20H89ZM108 19V20H107ZM111 19V20H110ZM189 19H191V20H189ZM197 19V20H196ZM51 20H53V21H51ZM96 20V21H95ZM123 20V21H122ZM193 20V21H192ZM64 21H66V23L64 22ZM76 21H77V23H79V24H77L76 23ZM81 21L83 22V23H81ZM87 22V24H86V22ZM110 21V22H109ZM152 21V22H151ZM150 21V19H148V27H149V25L151 26V24L153 23V25H154V23L156 22V21H153V20H151ZM179 21V20H178ZM184 21V23H182ZM190 21V22H189ZM53 22V23H52ZM122 24H121V23ZM193 22V23H194ZM110 23V24H109ZM112 23V24H111ZM114 23V24H113ZM116 23H117V25H116ZM183 24V26H181L180 24ZM49 25V28L47 27L48 25ZM51 24V25H50ZM72 24V25H71ZM119 24V25H118ZM47 25V26H46ZM65 25V26H64ZM75 25V26H74ZM82 25V26H81ZM151 26V27H149L152 31H153V27L155 26ZM177 25H178V27H177ZM248 25H251V24H248ZM71 26V27H70ZM114 26V27H113ZM117 26H119V27H117ZM139 26V27H138ZM180 26L181 27H184V28H181L180 29ZM52 27H54L53 29H52ZM63 27H64V29H63ZM70 27V28H69ZM138 27V28H137ZM249 27H251V26H249ZM14 29H16V28H14ZM66 29V30H65ZM78 30V32H76L77 30ZM155 29V28H154ZM46 30V31H45ZM48 30V31H47ZM64 30V31H63ZM75 30V31H74ZM66 31V32H65ZM172 31L174 32V33H172ZM205 32V34H209L208 32H209V30H204ZM187 33V34H188ZM46 34V35H45ZM77 34V35H76ZM182 34V35H181ZM204 34V35H205ZM10 35V34H9ZM87 35V36H86ZM165 35H167V36H165ZM178 35V36H179ZM210 35V34H209ZM44 36V37H43ZM139 36V35H138ZM206 36V35H205ZM205 36H204V38H205ZM82 37H83V39H82ZM85 37V38H84ZM174 37V38H173ZM3 40H2V39ZM167 38V39H166ZM44 39V40H43ZM206 39V38H205ZM37 40V41H36ZM76 40V41H75ZM133 40H134V42H133ZM163 42H162V41ZM4 41V42H3ZM78 41V42H77ZM155 41V42H154ZM156 41H157V44H156ZM170 41V42H169ZM179 41H180V43H183V44H180L179 43ZM68 42V43H67ZM166 44H165V43ZM176 42V43H175ZM8 43V44H7ZM162 45H161V44ZM170 43V44H169ZM173 44V46L175 47V52H174V50L172 49L173 47H171L172 46V44ZM179 43V44H178ZM11 44V45H10ZM168 44H169V46H168ZM177 44V45H176ZM7 45V46H6ZM68 45H69V47H68ZM147 45H149V46H147ZM171 45V46H170ZM178 45H180V46H178ZM71 46V47H70ZM76 46V47H75ZM133 46H135L134 48H133ZM157 46V47H156ZM164 46H166L167 48H171L170 50L172 51V53L170 52V50L169 49H167L166 47H164ZM177 46H178V48H177ZM68 47V48H67ZM152 47V48H151ZM160 47V48H159ZM163 47V48H162ZM187 47H189L190 48V45H188ZM186 47V48H187ZM206 46H203L202 48H204V49H206V51L203 49V50H200V49H202V48H197V49H194V48H192L193 49V52H192V54H193V59H194V61H198L199 63H197V62H194V67L195 68H198L197 67V65H199V66H201V68H198V70H200V71H205V70H203V69H206V65H208V62L207 61H209V59H207V54H208V56L209 55H211V53H208L207 52V48H205ZM252 47V46H251ZM131 48V49H130ZM151 48V49H150ZM155 48H156V50H155ZM157 48H159V49H157ZM177 48V49H176ZM8 49H10V50H8ZM112 49V50H111ZM133 49H134V51H133ZM145 49H146V51H145ZM255 50L257 49V47H255L254 48ZM62 50V51H61ZM97 50V51H96ZM102 50H104L103 51V53H102ZM127 50H130V51H132V52H128ZM157 50H158V53H157ZM163 52H162V51ZM196 50V51H195ZM198 50H200L201 51V53H200V60L198 59L199 58V56H198V58H196V56H197V54H195ZM10 51V52H9ZM96 51V52H95ZM107 51V52H106ZM116 51V52H115ZM140 51V52H139ZM166 53H165V52ZM169 51V52H168ZM200 51H198V53L200 52ZM205 51V53L203 54V52ZM63 52V53H62ZM128 52V53H127ZM134 52H139L137 55L134 53ZM147 52V53H146ZM153 52V53H152ZM159 52H162V53H159ZM178 52V53H179ZM207 52V53H206ZM9 53H10V55H11V57H10V55H9ZM58 53V54H57ZM60 53V54H59ZM62 53V54H61ZM73 53V52H72ZM71 53V54H72ZM98 53L100 54V55H98ZM102 53V54H101ZM106 53V54H105ZM121 53V54H120ZM123 53H125L124 55H125V57H124V55H123ZM134 53V54H133ZM8 54V55H7ZM66 54V53H65ZM70 54V55H71ZM74 54V53H73ZM72 54V56H74ZM128 54V55H127ZM130 54V55H129ZM135 56V57H133V55ZM161 54V55H160ZM162 54H164V55H162ZM166 54V55H165ZM206 54V55H205ZM250 55H252V60L254 61L253 63H256V65H257V63H258V66H256L255 64H254V66L255 67H260L259 66V64H261V62L260 61H255V60H258V59H256V58H254L255 56V54L252 52V51H250V53H249ZM7 55V56H6ZM13 55V56H12ZM93 55H95V56H93ZM105 55V56H104ZM121 55V56H120ZM141 55H143V57L141 56ZM170 55V56H169ZM196 55V56H195ZM199 55V54H198ZM18 56H19V54H18ZM57 56V57H56ZM96 56V57H97ZM120 56V57H119ZM128 56H131V57H128ZM165 56V57H164ZM166 56H169L170 58H172V57H174V58H172V59H170L169 57H166ZM13 57V58H12ZM20 57H21V55H20ZM58 57H61V59L60 58H58ZM141 57V58H140ZM210 57V56H209ZM18 58V59H17ZM52 58H54V59H52ZM125 58H130V59H125ZM132 58H135V60L134 61H132L133 59ZM138 58H140L139 60H137ZM165 58V59H164ZM168 58L170 59V60H168ZM207 60H206V59ZM25 59V60H24ZM57 59V60H56ZM69 59V58H68ZM104 59H106V58H104ZM109 59V60H108ZM153 59V60H152ZM155 59H156V61H155ZM161 59V60H160ZM167 59V60H166ZM174 59V60H173ZM206 60V63H204L205 62V60ZM261 60L263 59V58H260ZM16 60V61H15ZM27 60V61H26ZM137 60V61H136ZM167 63V61L170 63V61L171 60H173L172 61V64L170 63V65L167 63H165L164 61ZM15 61V62H14ZM52 61V62H51ZM131 61V62H130ZM155 63H154V62ZM159 63H158V62ZM202 61V62H201ZM10 62V63H9ZM13 62V63H12ZM21 62L23 63V64H21ZM136 62V63H135ZM153 62V63H152ZM260 62V63H259ZM31 63V62H30ZM140 63V64H139ZM161 63V64H160ZM165 63V66L163 65ZM197 65H196V64ZM203 63V64H202ZM36 64V65H35ZM54 64V63H53ZM111 64H109V65H111ZM148 64L150 65L149 67H148ZM152 64H154V66L152 65ZM156 64V65H155ZM229 65H228V67L230 68V69H233V66L234 65H232L233 63H228ZM32 65V66H33ZM163 65V66H162ZM166 65H167V67H166ZM133 66V67H132ZM160 66V67H159ZM206 66V67H205ZM17 67V68H16ZM36 67V68H35ZM141 67V68H140ZM144 67V68H143ZM155 68V69H152V68ZM156 67H158V68H156ZM162 67V68H161ZM164 67V68H163ZM26 68V67H25ZM98 68H100V66H98L97 68H96V70L98 69ZM203 68V69H202ZM145 69V70H144ZM156 69H158L157 70V73H156V75H159V77L155 80V81H153L151 84H150V86L149 85H147V86H143L144 87V89L142 90V85H141V81H142V76L144 75V74H146V73H148V71L149 70H156ZM160 69H162V71L160 70ZM170 69H172V68H170ZM202 69V70H201ZM20 70H22L21 72H20ZM8 71V72H7ZM28 71H29V69H28ZM88 71H90L89 73H87ZM147 71V72H146ZM56 72H57V76L58 75H60L59 73V70H56ZM92 72L93 71H91L90 69H85V68H82V70H80V73L78 74V75H82V77H80L79 78V80H78V83L79 82H81V83H79V86H80V84L82 85L81 86V88L77 85V87H79L80 89L79 90H84L85 88H83V84L85 83V82H87V84H86V86L89 84L88 83V81L90 82V79L92 78H94V76H95V74L93 75L92 74ZM159 72V73H158ZM34 73V74H35ZM85 73V74H84ZM21 76H20V75ZM23 74V73H22ZM27 74L29 75L28 77H27ZM56 75H53V77H54V79H56L57 78V76ZM22 76V77H23ZM56 76V77H55ZM27 77V78H26ZM30 77L27 79V80H29L30 79ZM83 79V80H82ZM89 79V80H88ZM91 79V80H92ZM174 79H175V77H174ZM85 80H87V81H85ZM21 81V82H20ZM24 81V82H23ZM158 81V82H157ZM5 82V83H4ZM6 82H8L7 84H6ZM12 82V83H11ZM84 82V83H83ZM162 82H161V84H162ZM210 81H208V84L205 86V87H202V91L200 92L203 96H201V100H200V96H199V94H198V96L197 97H199V98H197V102H199L198 104L199 105H197L198 106V108H196V110L194 111V109H188V110H186V109H181L180 110V112L177 114L176 113V115H173L174 117H175V119H176V117H177V119L175 120V119H172L173 121L175 120V122H178V123H176L177 124V129L179 130H177L176 128L174 129V130H172L171 128H169V133L167 134V135H163V133L165 132V131H163L162 129V133H160V134H162V135H158V136H156L155 138L156 139H158V142L159 143H157V140L156 139H154V141H151V142H149V144H147V145H142L144 148H145V151L148 153V154H150V155H148V154H146L145 153V155H147L146 156V158L148 157V156H150V158H152L151 160H157V161H160V160H162V158H161V154H164V153H162V148L163 147H165L166 148V150H168V149H171V150H168V151H172V149L174 148H176V149H178V150H176V151H172V152H169V153H166L167 154V156H168V159H167V157H165V154H164V157H163V155H162V157H163V161H161V164H166L167 162H168V160L170 159V160H177V161H175V162H178V158H179V160L181 161V162H184L185 161V159H186V156H187V153L186 152H184V149L183 148H181V146H179V144H182L183 142H182V140L185 138V134H186V137H187V135L188 134H190V137L191 138H193L192 140H193V143H194V145L195 146H193V149H194V151H193V149H192V151L193 152H195L196 150H195V148H197L198 149V151L202 154L203 153V155L207 152V153H210V151H212L214 148V146H213V143H214V145L215 144H217V146L218 145H220V144H218V143H220L221 142V140H222V137H221V135L223 136L224 134H221V135H218V134H216L215 136L213 135L214 134V132L213 131H215L214 129L216 128V125H217V122L220 120V119H222V117L221 116H223L222 114H220V113H217L216 114V112H215V110L213 109V107L215 108V109H218L219 107H220V102H219V99H218V97L216 96V93L214 92V86L213 85H211V84H213V83H209ZM25 83V84H24ZM135 83V84H134ZM158 83H159V86H158ZM167 83V82H166ZM5 84V85H4ZM19 84V85H18ZM24 84V85H23ZM133 84V85H132ZM154 84H156L155 86H154ZM23 85V86H22ZM19 88H18V87ZM115 86V87H116ZM153 86H154V88L156 89V92H155V90H154V88H153ZM157 86V87H156ZM209 86H210V88H211V90H213V93H212V91L210 90V88H209ZM16 88V89H15ZM117 88H115L116 90H117ZM124 88L121 90V89H119L118 91H119V94H120V92L121 91H125L124 90ZM137 88V89H136ZM141 88V89H140ZM20 89V90H21ZM134 89H135V91H134ZM204 89H205V91H204ZM211 91H209V90ZM147 90V89H146ZM132 91V92H131ZM134 91V92H133ZM209 92V95H210V100H211V102H210V100H207V99H209V95H207L206 97H208V98H206L205 97V94L207 93V92ZM13 92V93H12ZM83 92V91H82ZM85 92H86V89H85ZM154 92H155V95H154ZM21 94H20V96H23V93L22 92H20ZM140 93V94H139ZM204 93V94H203ZM214 95L215 96V98H217V101L216 100H214L215 98H213L212 97V95ZM215 93V94H214ZM118 94V95H119ZM208 94V93H207ZM121 95V94H120ZM76 96H77V94H76ZM132 96V97H131ZM81 97V96H80ZM129 97V98H128ZM11 98V99H10ZM74 98V97H73ZM71 99V102H70V104H75V103H77L76 101H78V100H76L77 99V97H76V99L74 98V99ZM79 98V97H78ZM135 98V99H134ZM202 98H203V100H202ZM205 98V99H204ZM212 98V99H211ZM107 99V98H106ZM79 100H81V98H79ZM130 100V101H129ZM132 100H133V102H132ZM209 102V104L211 105H209L208 104V102ZM202 101H205L207 104H204L205 102H203L202 103ZM212 101H214V103L212 102ZM216 101V102H215ZM201 102V103H200ZM78 103H79V101H78ZM75 104V105H79V104ZM128 103V104H127ZM72 104V105H73ZM120 104V105H119ZM203 105V107L201 106V105ZM213 104V105H212ZM74 105V106H75ZM82 105V104H81ZM117 105V106H116ZM119 105V106H118ZM74 106H72V107H74ZM115 106V107H114ZM161 106H163V105H161ZM208 106H209V108H208ZM80 107V106H79ZM120 107H121V109H120ZM158 107H160V106H158ZM158 107L156 108L155 107V110L152 112V113H148L147 115H146V111L143 113V114H141L142 115V117L144 118V120H147V122H152V120H154L155 118H156V116L157 115H155V114H157V112L158 113H160V111H161V109H158ZM165 107V106H164ZM196 107V106H195ZM212 107V108H211ZM76 109L78 108V106H76L75 107ZM108 108V109H107ZM115 108H116V110H115ZM161 108V107H160ZM163 108V107H162ZM201 108H205L204 110H201ZM79 109L80 108H78V111H79ZM199 111H198V110ZM122 110V111H121ZM191 112H190V111ZM201 110V111H200ZM112 111V112H111ZM205 112V113H204ZM121 113V114H120ZM130 113V114H129ZM199 113H200V115H199ZM204 113V114H203ZM210 113V114H209ZM215 113V116L213 115ZM237 113V112H236ZM235 113V114H236ZM242 114H239V115H241V116H239V115H234V116H237V117H233V116H231V115H233V114H231L230 116L231 117H229V118H235V120H236V127H235V125H233L231 128L233 129H231V128H229L227 131H226V134H227V137H229V141H230V139H231V141H230V143H232V144H230L231 145V150H229L230 151V156H233L232 157V159L234 158L235 159V157L236 158H242V157H240V155L242 156V153L241 152H239V155L237 156V153H236V155H235V152H236V147H235V139L236 138H234V136H236L235 135V132H236V130L238 129L237 127H239L240 125H238V123L240 124V123H243V122H246V123H243V125L245 126V127H247V130L245 129V127H244V130H243V133L245 134L244 136H245V141H246V143L244 144V145H246L247 144V142H248V144L246 145V147L248 148V150H246L247 148L246 147H244L243 146V148H244V151H243V149H242V151L243 152H245V154L248 152V151H252V147H253V149L255 150H259V153L258 154H260V151L262 150V151H264V142H262L263 140H264V119L260 122V124H261V128H259V130H258V125H257V123H256V121H255V119H253V116H252V118L250 117V115H248L247 116V114H245V112H244V114H243V112H241ZM93 114V115H94ZM127 114V115H126ZM248 114H250V113H248ZM125 115V116H124ZM131 115V116H130ZM143 115H145V116H143ZM153 115V116H152ZM183 115V116H182ZM206 115V116H205ZM211 115V116H210ZM245 117H244V116ZM127 116V117H126ZM154 116H155V118H154ZM192 116V117H191ZM199 118H198V117ZM216 116H218V117H216ZM247 116V117H246ZM63 117V118H62ZM71 117L72 116H70V119H71ZM196 117V118H195ZM61 119H63L64 120V118H65V120H67L68 121V118L66 119V116H61L60 117ZM195 118V119H194ZM210 118V119H209ZM223 118H224V116H223ZM228 118V119H229ZM119 119V120H118ZM180 119V120H179ZM199 119V120H198ZM204 119V120H203ZM209 119V120H208ZM218 119V120H217ZM64 120V124L67 122V121H65ZM72 120V119H71ZM85 120V121H84ZM129 120H131V121H129ZM197 120V121H196ZM230 120V119H229ZM232 120H234V119H232ZM249 120V121H248ZM120 121H122V122H120ZM205 122V123H203V122ZM217 121V122H216ZM241 121V122H240ZM243 121V122H242ZM255 121V122H254ZM80 122V123H79ZM93 122V123H92ZM202 124H201V123ZM124 123H125V125H126V120L124 121ZM133 123V124H134ZM192 123L195 125L196 123V126H197V130L195 129V132H194V129L192 130L191 129V126H192ZM199 123H200V125H199ZM256 123V124H255ZM90 124H91V126L94 124V126H92V127H89L90 126ZM127 124V125H128ZM132 124V123H131ZM130 124V125H131ZM204 124H206V125H204ZM2 125H3V123H2ZM12 125V126H11ZM7 124V126H9V127H7V129L8 130H3V132L1 133L2 135H3V138H4V135L5 134H7L8 132L7 131H9L10 132V130L12 129L13 131H14V127L16 126V123H12V124ZM117 125V126H116ZM126 125V126H127ZM130 125H128V126H130ZM74 126V127H73ZM88 126V127H87ZM1 127H3V126H1ZM72 127V128H71ZM84 127V128H83ZM117 127V128H116ZM131 127H133L132 125H131ZM183 127V128H182ZM215 127V128H214ZM235 127V128H234ZM91 128L94 130L93 131V134H91L92 132H88V130L90 131L91 130ZM167 128V127H166ZM202 128V129H201ZM254 128H256V129H254ZM84 129L86 130V131H84ZM172 131H171V130ZM253 129H254V131L256 132L257 130V132H256V134L254 133V131H253ZM1 130H2V128L0 129V132H1ZM78 130H80V131H78ZM85 132H83V131ZM111 130V131H110ZM164 130H166L165 128H164ZM177 130V131H176ZM229 130H230V132H229ZM247 132H246V131ZM262 130V131H261ZM82 131V132H81ZM166 131H168V128H167V130ZM171 131V132H170ZM193 131V132H192ZM199 131V132H198ZM7 132V133H6ZM78 132H80V134L78 133ZM113 132H116L117 134H114L113 135ZM183 132V133H182ZM206 132H207V134H206ZM14 132H12V134H13ZM194 133V134H193ZM203 133H205V134H203ZM89 134L90 135H94V136H92V137H95V135H97L98 136V138L96 139V141L95 142H93V141H91V143L92 144H88V139L89 138H91V137H89ZM202 134V135H201ZM225 134V135H226ZM7 135H11V132L10 133H8ZM84 135V137H82ZM86 135V136H85ZM182 135H183V137H182ZM254 135V136H253ZM55 138H54V137ZM168 136V137H167ZM194 136V137H193ZM204 136V137H203ZM206 136V137H205ZM232 136V137H231ZM79 137V138H78ZM88 137V138H87ZM162 139H161V138ZM196 137V138H195ZM215 137H219V138H215ZM251 137V138H250ZM253 137V138H252ZM82 138L84 139V140H82ZM87 138V139H86ZM180 138V139H179ZM205 138V139H204ZM232 138H234V140L232 139ZM108 139H110V140H108ZM162 141H161V140ZM164 139V140H163ZM176 139V140H175ZM187 139H189V138H185L184 140L186 141ZM256 139V140H255ZM183 140V141H184ZM219 140V141H218ZM2 140L0 139V142H1ZM55 141V142H54ZM204 141V142H203ZM261 141V142H260ZM41 142V138H39V140H38V143H40ZM46 142V141H45ZM74 142V143H73ZM140 142V141H139ZM167 143V146H171V147H166V143ZM196 142V143H195ZM234 142V143H233ZM260 142V143H259ZM164 143H165V146H164ZM192 143V144H193ZM212 144V146L210 147V145ZM250 143V144H249ZM257 143V144H256ZM138 144V146H139V144L140 143H137ZM162 145V146H160L161 147V149H160V147L158 146V145ZM255 144H256V147H254L255 146ZM260 144V145H259ZM175 147H174V146ZM203 145V146H202ZM254 145V146H253ZM140 146H141V144H140ZM156 146V147H155ZM177 146L178 147H180V148H177ZM223 146V145H222ZM221 146V147H222ZM173 147V148H172ZM192 147V146H191ZM224 147V146H223ZM37 148V149H36ZM144 148H141V147H139V149H136L137 151H132L131 152V155H132V157H131V159L134 161L135 160V158H137V153H139L140 152V154H141V152H142V154H143V152H145L143 149ZM210 148V149H209ZM212 148V149H211ZM246 148V149H245ZM251 148V149H250ZM28 149V148H27ZM35 149H36V151H35ZM69 150L68 151V153L69 152H71L70 153V155L68 154V153H66L67 155H69L68 157L69 158H67L65 155V153L64 152H67V151H65V150ZM143 151H142V150ZM159 149V150H158ZM181 149V150H180ZM209 149V150H208ZM230 149V148H229ZM0 150H1V146H0ZM182 150H183V152H182ZM255 150V151H256ZM139 151V152H138ZM247 151V152H246ZM261 151V152H262ZM2 152V153H1ZM180 152H182V153H180ZM257 152V151H256ZM157 153H158V155H157ZM241 153V154H240ZM1 154H3V151L1 150L0 151V155ZM62 154H65V155H62ZM105 154V155H104ZM179 154V155H178ZM255 154V153H254ZM258 154H257V156L255 157V158H257V162H255V159H253V162H254V165L256 164V166H258V167H261V168H255V170L256 171H252L251 173H253V176H252V174L247 170L246 171V174H245V172L244 173H242V176L240 175V177L239 178H246V179H248L247 180V184H246V182H245V184L248 186V190L249 191H247V193L248 192H250V194L248 193V195H247V202L248 203H250V204H252V205H250V206H254L255 208H257V209H255L256 211H257V219L255 218V223H254V229L252 230V229H250V232L251 233H249V235H250V237L249 236H246V240H245V242H242V243H240L239 244V246L237 247V244L235 243V244H231L230 243V241H232V239L230 238V237H232V235H234L233 234V232L231 231H228L229 232V234H230V236L228 237V235H226V239H228L229 240V238H230V240L228 241L229 242V247L230 246H232L231 248L233 249L234 248V250H232V251H234L233 252V256L232 257H230L229 259L228 258H226L225 260V262L223 263V260H224V258H225V256H226V252H227V250H228V248H227V245L225 244V242H227V240L226 239H224V237L222 236V235H224L223 233H222V229H220V226L222 227L224 224H228L229 222H227V221H229L230 219H232V220H230V221H235L236 219H237V216L235 217V215H236V213L237 212H235V210L233 209L232 210V217H231V213H229L230 211L229 210H231L230 209V204H228V203H225L226 205H224V203H220L221 202V200H222V202H226V201H224L225 199H222V198H220V201H219V198H217L218 197V195H214V196H212L211 198L209 197L208 199H211L210 201L206 198V197H203L202 195H200V194H198L199 192H198V187H196V186H190V185H188L187 187H185L186 185H183L185 188H187L186 190H184V188H183V191H182V189H180L181 188V183L179 184V185H177L179 188H177V186H175L177 183H179V182H177V176H179L180 178L181 177H183V178H178V180L180 179L181 181H182V179H184V180H186L185 178H187L188 177V174L190 173V169H191V172H193L192 170L195 168H199V170H200V167H203V169H206V170H210V169H208L209 167L208 166H205V165H207V164H205L206 162H205V157L206 156H208V154H206L205 156H203L204 158H202V156H200V154H198V152H196V155L194 156V158L192 159V166L194 167H192L191 166V164L189 165L188 164V162L186 163V164H182V167L184 166V165H186V166H188L189 165V168L187 167V174H186V172H185V170L184 169H182L181 168V170H182V176L180 175V173H181V170H180V173L175 177V176H172L171 178H169V177H167L166 179V181L167 182H169V183H167L166 184V181H165V183L163 182L164 180H165V178L163 179V178H159V179H157V178H155L156 179V181H155V179L154 180H152L151 182L154 184V185H152L151 184V182H149L150 183V185L147 187V185L145 186V187H147V188H145V187H142L141 186V183H140V180H138L139 178L137 177V182L135 181V188L133 189L135 192H129L128 194H126L127 196H125V197H122L123 195H122V193L121 192H124L123 191V189H125V186H123L124 185V181L127 183V179L126 178H128V177H125V176H127L126 174H131L130 172H133L132 174H134L135 172H136V170H134V166H133V161L130 159V161L128 160V162H126L125 160H124V157H121L122 155L120 154V157H113V158H110V159H112L111 161H110V159L108 160L110 163H113V167L115 168H113V170H111L110 172V174H107V177H103L104 179H102L103 180V182H105V181H107V185L109 186V187H111L112 188V191H113V193H112V191H110V193H112V194H115L116 192L115 191H117V195H119L120 197H121V200H122V203H121V201H119L122 205L119 207V208H122V209H124L123 208V206L124 207H128V205H126V204H130L129 206H132V201L134 202L133 203V205L135 204L136 205V209H138V211L139 210H141V206H142V210L140 211V212H142V213H144V215L146 216L147 215V212H148V209H147V206H148V204L145 202L144 203V201L142 200V198H144V196H145V194H147L148 196H149V193L151 194L150 196H152V194H154L155 195V198H157L159 201H161V199H162V203L165 205V203H166V208H168V206H171V204H172V206L171 207H169L168 209L169 210H171V209H174L175 207H176V209H181L183 206H184V208H186V207H189V204L191 205L192 203H194L192 200H195V206H194V210L192 209V207H193V205H191V207H189V213H188V211L186 212V215H184L183 217H181V221H180V219H178V217L176 218V219H178V220H176V219H174L173 218V220H176V221H180L179 223H181V224H183L182 222L183 221H186V219L188 220L187 221V223L189 224V229L188 228H184L185 226L184 225H186L187 227H188V225H187V223L185 222L184 223V225H182L183 227L182 228H180L181 226V224H179L178 222H176L175 223V227H177L178 225L180 226V227H178V229L180 230V229H183V231H179L178 230V232L179 233H177L175 230V232L173 231V233H172V231H171V229H169V226H170V222L171 223H174V221L172 222L170 219H168V218H165V217H160L161 218V225L160 224H158L157 223V221H159V220H157L156 219V217L158 218V216L159 215H155V214H153L154 216H156V217H154L153 215H152V218H153V221L155 222V223H157V225L154 223V230H156V232H154V234H153V232H152V235L149 233V236L151 235V238L152 239H150V237L148 236V233H144V237H146V239L149 237V241L148 240H146L145 238H144V240H143V236H141V235H137L136 237H134L133 238V236L131 235V234H128V233H130V231L128 230V229H130L128 226H125V231H123V232H125L126 234H128V235H131V237H132V239H131V237L130 236H128V237H130L129 239L126 237V239L123 237H121V235L123 234V233H120V235L118 234V233H116L114 230H113V228H108L109 226L110 227H113V225L111 224L112 223V220L113 219H115V217H118V219H117V221L118 220H120V217H119V213H117V209L115 210V209H113V208H111L109 211V213H110V215L108 214V215H105V217L103 216V214H104V212L102 211L101 212V214L100 215H98V216H100V217H98L97 215H95V213L96 212H88V214L87 213H85L86 214V216H85V218L88 220V218L89 217H91V216H94L95 215V217L93 218V220H92V217H91V221L90 222H92L91 223V225H90V222L89 223H84V224H86L85 225V229L83 230L84 232H83V237H84V239H83V241H81V245H80V247H83V246H87V248H89L88 249V252L90 251V248H92V246L93 245H97L96 243H98V244H102V242H104L103 244H102V246H103V249L105 248L104 246H106V250L104 249H101L102 250V252H104V253H106L107 255H102V253L100 254L99 252H98V254H100V255H102V257H104L103 259H105V260H103L102 259V261H104L102 264H123L125 261H128V260H125L124 261V259H125V257H127V259L129 258V256H131V258L133 259V261L131 260V258L129 259V264H132V262H133V264H134V259L135 258H137L136 256L134 257V252H136L137 250H138V248H137V246H138V244L137 243H142V244H140L139 246H141L140 248L142 249V251H141V253H138V254H140L141 256H140V258L139 259H141V260H146L145 262L144 261H141L140 263H142L143 264V262H144V264L147 262V258H148V262H149V259H150V264H156L157 263V261H158V259H159V261L161 262V263H159V261H158V263L157 264H176V263H178V264H186L185 263V258H184V254H183V252L182 251H186L187 253V255H186V259L190 256V258L192 257V256H194L196 253L195 252H197V251H195V250H197L198 248H200V249H202V247H203V245H206L207 243H208V241H209V244L211 243L210 241L213 239V240H215V238H217L216 240H217V242H215V243H217V245H220L219 243H221V246H222V244L224 245V246H222V248L221 249H219V250H216L214 253H215V255H217V251H218V253H221V255L222 256H220V254H218L216 257H217V259L214 257L215 255L213 254V255H211V256H209V257H211V258H209L210 259V264H264L263 262H264V193H263V188H264V179L263 178H261L262 176H264V168H263V166H264V162H262V161H264V157H263V155H264V153H263V155H259L258 156ZM153 155V156H152ZM157 155V156H156ZM198 155L200 156V158L198 157ZM256 155V154H255ZM62 156H64V157H66L67 159H65V158H63ZM262 156V158H263V160H259L261 163H259V161H258V158H260ZM153 157L155 158V159H153ZM173 157V158H172ZM192 156L190 155V158H191ZM198 157V158H197ZM57 158H59V159H57ZM116 159V161H115V159ZM150 158L148 157V159L150 160ZM164 158H165V160H164ZM189 158V157H188ZM187 158V159H188ZM186 159L187 161H189V160H191V159ZM261 158V159H262ZM20 159V160H19ZM117 159H118V161H117ZM123 159V160H122ZM167 159V160H166ZM234 159H233V161H234ZM15 160V161H14ZM57 160V161H56ZM169 160V161H170ZM194 160H196L195 162H194ZM226 160H228V159H226ZM225 160V161H226ZM237 159H235V161H236ZM12 161H14V162H12ZM59 161V162H58ZM122 161H123V163H122ZM125 161V162H124ZM167 161V162H166ZM172 161H170V162H172ZM202 161H204L205 163H202ZM229 161V163H231V165H232V162L233 161H231L230 159L228 160ZM228 161H226V164H227V162ZM234 161V162H235ZM237 161H240V160H237ZM236 161V162H237ZM109 162H107V163H109ZM164 162V163H163ZM194 162V163H193ZM235 162V163H236ZM125 163V164H124ZM126 163H128L127 165H126ZM130 163V164H129ZM224 163V162H223ZM195 166H197V167H195ZM234 164V163H233ZM259 164H261V165H259ZM263 164V165H262ZM202 165H204V166H202ZM223 165V164H222ZM185 166V167H186ZM236 166V165H235ZM234 166V170L233 169H230L231 167H228V171H231V172H229L230 174H233V172L235 171V173L236 172H238L239 170H238V167L236 168ZM253 166V165H252ZM121 167H123V168H121ZM127 167V168H126ZM193 169H192V168ZM206 167V168H205ZM7 168V169H6ZM56 168H58V170L56 169ZM233 168V167H232ZM263 168V170H261ZM133 169V171H131V170ZM202 169V168H201ZM202 169V172H204V175H205V177L207 178V175H210L209 173H208V171H206V170H203ZM127 170H129V172L127 171ZM212 170V169H211ZM226 170V171H227ZM135 171V172H134ZM195 171V170H194ZM206 171V172H205ZM227 171V172H228ZM251 171V170H250ZM260 171V172H259ZM41 172H42V174H41ZM86 172V173H85ZM128 172V173H127ZM200 172H201V170H200ZM247 172H249L250 174H251V176L253 177H251L250 178V174H248ZM256 172H259V173H256ZM54 173V174H53ZM208 173V174H207ZM240 173V172H239ZM256 173V175H254ZM261 173H263V174H261ZM245 174V175H244ZM248 174V175H247ZM257 174H259L258 176H257ZM41 175H42V178H43V176H45L44 177V180H46V181H44L43 180V182H45V183H43V182H40L41 183V185H40V183L38 184V179H39V176L41 177ZM109 175V176H108ZM111 175V176H110ZM185 175V176H184ZM244 175V176H243ZM248 178H247V177ZM109 177V178H108ZM118 177V178H117ZM209 177V176H208ZM7 178H8V180H7ZM117 179L116 181H115V179ZM169 178V179H168ZM174 178H176V179H174ZM249 178L251 179V180H249ZM49 179V180H48ZM111 179V180H110ZM163 181H162V180ZM109 180H110V182H109ZM122 180V181H121ZM159 180H160V182H159ZM177 182H175V181ZM205 180V179H204ZM254 180V181H253ZM260 180V181H259ZM261 180H263V182L261 181ZM40 181V180H39ZM112 181V182H111ZM120 181V182H119ZM154 181H155V183H154ZM172 181V182H171ZM250 181V182H249ZM252 181H253V183H252ZM259 181V183H257ZM7 182V183H6ZM123 182V183H122ZM254 182L255 183H257V188H255V189H259V188H261V189H259V193L256 191V193L254 194V192H253V188L256 186L255 184H254ZM113 183V184H112ZM118 183V184H117ZM148 183V184H149ZM171 183V184H170ZM176 183V184H175ZM249 183V184H248ZM252 183V185H254V187L252 188V185H251V187H250V184ZM5 184H9V186L8 185H5ZM40 185L39 187H38V185ZM44 184V185H43ZM120 184V186H123V187H121L120 189H122V190H120L119 188H118V185ZM202 184H204V185H206L205 183H202ZM261 184V185H260ZM111 185V186H110ZM126 185V184H125ZM245 185V186H246ZM259 185H260V187H259ZM116 186H117V189H119V191L116 189ZM119 186V187H120ZM196 187L197 189H192V191L191 190H189L190 188H188V187ZM200 187L201 186H203V185H199ZM261 186H263V187H261ZM21 187V188H20ZM168 189H172L171 191L170 190H167V188ZM170 187V188H169ZM174 187H176L175 189H174ZM259 187V188H258ZM1 188V187H0ZM144 188H145V190H144ZM153 188V189H152ZM156 188V189H155ZM251 188V189H250ZM19 189V190H18ZM21 189V190H20ZM140 189V190H139ZM147 189V190H146ZM150 189V190H149ZM152 189V190H151ZM155 189V190H154ZM158 189V190H157ZM177 189V190H176ZM254 189V190H255ZM4 190V189H3ZM142 190V191H141ZM144 190V191H143ZM162 190V191H161ZM181 190V191H180ZM262 190V191H261ZM121 191V192H120ZM140 191V192H139ZM145 191H147V193H144ZM150 191V192H149ZM158 191H159V193H161V194H158ZM174 191H175V193H174ZM180 191V192H179ZM189 192L190 194H187V192ZM195 191V193H193ZM252 191V192H251ZM1 192V191H0ZM138 192V193H137ZM167 192V193H166ZM19 193H20V195H19ZM156 193V194H155ZM174 193V194H173ZM218 193V192H217ZM260 193H262L263 194V196H262V194H260ZM15 194V193H14ZM111 194V195H112ZM158 194V195H157ZM253 194V198H249V197H252L251 195ZM260 194V195H259ZM1 195H2V193L0 194V198L1 199H3V196L4 195H6L5 193L2 195V197H1ZM16 195H14L15 196V198H16ZM136 195V196H135ZM139 195H144L143 197H140ZM154 195L152 196L153 198H154ZM159 195L162 197H159ZM172 195V196H171ZM22 196H20V197H22ZM84 196V195H83ZM114 195H112L111 197H113ZM118 196V197H119ZM130 196V197H129ZM134 197L135 198V200L133 199V198H131V197ZM171 196V197H170ZM186 196H189V197H186ZM198 196V197H197ZM200 196H202V198L200 197ZM215 196H216V198L218 199H216L215 198ZM262 196V197H261ZM19 197V198H20ZM115 197H116V194H115ZM118 197H116V198H118ZM119 197V198H120ZM166 197V198H165ZM256 197V198H255ZM261 197V198H260ZM84 198V197H83ZM114 198V197H113ZM116 198H114L113 200H114V206H115V208H118L117 207V203H118V200H119V198H118V200L116 201L115 199ZM130 198L132 199V201L130 200ZM187 198H192V200H188V201H186V199ZM204 198V199H203ZM249 198V199H248ZM255 198V199H254ZM259 198V199H258ZM166 200L165 201V203H164V201L163 200ZM206 199L208 200V201H206ZM214 199V200H213ZM216 199V200H215ZM86 199H84V201H85ZM140 200V201H139ZM157 200V201H158ZM197 200V201H196ZM249 200H250V202H249ZM257 200V201H256ZM260 200V201H259ZM88 201V200H87ZM93 201V200H92ZM115 201H116V205H115ZM128 201V203H126ZM137 201H139V202H137ZM158 201V202H159ZM168 201V202H167ZM216 201H218L219 203L217 204V202ZM1 202H2V205H1ZM5 202V203H6ZM13 202V204H11ZM86 202V201H85ZM255 202H259V203H255ZM16 203V204H15ZM91 203V201L89 200V203L87 202V204L86 205H89ZM120 203H118L119 205H120ZM161 203V202H160ZM161 203V204H162ZM185 203H189L188 204V206H186L187 204H185ZM208 203V204H207ZM9 204V205H8ZM137 204H138V207H137ZM141 206H140V205ZM147 206H146V205ZM180 204V205H179ZM198 204V205H197ZM200 204V205H199ZM210 204H212V205H210ZM228 204V205H227ZM126 205V206H125ZM174 205V206H173ZM181 205H183V206H181ZM205 205V206H204ZM206 205H209V206H207L206 207ZM216 205H217V207H218V209H216L215 210V208L214 207H216ZM223 205V206H222ZM179 206V207H178ZM198 207V209H197V207ZM225 206V207H224ZM227 206H229L228 207V209H227V211H226V207ZM233 206V205H232ZM140 207V208H139ZM210 207V208H209ZM212 207V208H211ZM216 207V208H217ZM224 207V209H222ZM250 208L251 210H250V213H251V211H252V209H254V207L253 208ZM107 208V207H106ZM184 208H182V209H184ZM214 208V209H213ZM233 208V207H232ZM72 209L73 210H75V211H72L73 213L72 214H75V212L77 211V209L74 207H72ZM113 209V210H112ZM212 209V210H211ZM220 209V211H218ZM78 210H80V208L78 209ZM190 210H191V212H190ZM195 212L194 214H196V216L193 214V211ZM203 210V211H202ZM222 210L225 212V214H226V216H227V218H225V216H223V214H224V212H222ZM254 210V211H255ZM84 210H80V212L82 213ZM145 211H146V213H145ZM207 211V212H206ZM218 211V213H216ZM229 211V212H228ZM233 211H234V213H233ZM114 212V213H113ZM118 214V216L116 215V213ZM139 212V214L141 215V216H144V215H142V213H140ZM201 212V213H200ZM220 212V213H219ZM246 212H249V210L248 211H246ZM76 213H78V211L76 212ZM84 213V212H83ZM154 213V212H153ZM188 213V214H187ZM198 213V214H197ZM205 213V214H204ZM210 213V214H209ZM211 213H213V214H211ZM223 213V214H222ZM227 213H229V215L227 214ZM72 214H70V216L72 217V216H74V215H72ZM111 214L113 215V217H111ZM115 214V215H114ZM204 214V215H203ZM217 215V217H215L216 215ZM235 214V215H234ZM238 214V213H237ZM248 215H249V213H247ZM90 215V216H89ZM192 217V218H189L190 216ZM198 215V216H197ZM202 215V216H201ZM212 215H214V216H212ZM222 216V218H223V220L221 219V216ZM234 215V216H233ZM251 215L252 214H250L249 216L251 217ZM260 215V216H259ZM76 216H78V218H79V216H80V214L78 215H76ZM88 216V217H87ZM98 218H97V217ZM144 216V217H145ZM186 216V217H185ZM199 216H201L200 218H199ZM209 216V217H208ZM212 216V217H211ZM220 216V217H219ZM253 216V215H252ZM143 217V218H144ZM189 219H188V218ZM204 217V218H203ZM215 217V218H214ZM219 217V218H218ZM234 217V218H233ZM249 217V218H250ZM80 218H81V216H80ZM95 218H97V219H95ZM100 218V219H99ZM109 218V219H108ZM162 218H164V219H166L167 220V222L166 223H164L163 225H162V223H163V221L162 220H164V219H162ZM186 218V219H185ZM194 218V220H192L191 221V219H193ZM197 218V219H196ZM208 218H210V220H214L215 221V219L217 220V221H215V223L217 222L218 223V220L219 221H223V222H225L224 224L222 223V222H220V223H222V225H220L219 224V230L221 231V233H219V230L218 231H215V233H214V230L215 229H213L214 227H213V224H215V223H213L212 221L210 222L209 221V227L207 228L206 226L208 225H206L205 223H207V221L206 220H209ZM214 218V219H213ZM90 219V218H89ZM95 219V220H94ZM104 219V220H103ZM107 219V220H106ZM139 219L141 220H139V224L138 225H136V226H139V227H134V229L135 230H138L139 228H140V226L141 227H144L143 225H145L144 223V221L142 220V217H139ZM157 220V221H155V220ZM184 219V220H183ZM200 219V220H199ZM229 219V220H228ZM233 219H235V220H233ZM86 220V221H87ZM96 220H97V222L99 221V220H101L99 223H96ZM109 220V221H108ZM110 220H111V222H110ZM165 220V221H166ZM190 220V221H189ZM206 221L205 223H204V225H205V227H206V229L208 230L209 229V231L208 232H210V229H211V232L210 233H212L211 235L212 236H214L213 238H212V236H211V240L210 239H207L206 240V238H209L210 237V233H207L206 232V229H204L202 226H201V223L202 222H200V221ZM105 221V222H104ZM115 221V220H114ZM194 221V222H193ZM257 221V222H256ZM260 221V222H259ZM190 222H191V224H192V222H193V224H194V226L192 227L191 226V224H190ZM200 222V227L202 228L201 230H203L202 232L200 231V227H196V228H198L197 230H196V228H194L195 227V225L197 226L198 224L197 223H199ZM94 223H96V224H94ZM116 223V222H115ZM141 223V224H140ZM210 223H212V226L210 225ZM216 223V224H217ZM98 224V225H97ZM100 224V225H99ZM104 224H105V226H104ZM109 224V225H108ZM169 224V225H168ZM177 224V225H176ZM192 224V225H193ZM216 224L214 225L215 226V228H216ZM226 224V225H227ZM87 225H89V226H87ZM95 226V229H93L94 228V226ZM98 227H97V226ZM107 225V226H106ZM155 225H156V227H155ZM165 225V226H164ZM166 225H168V226H166ZM226 225H224V226H226ZM260 225H261V227H260ZM91 226V227H90ZM101 226V228H99ZM160 226V227H159ZM162 226H164V227H162ZM263 226V227H262ZM58 227V226H57ZM93 227V228H92ZM98 229H97V228ZM159 228V230H158V228ZM166 227H167V229H166ZM191 227L192 228H194L195 230H193V229H191ZM211 227H213V228H211ZM55 228H56V226H55ZM91 228L93 229V230H91ZM163 229L164 231L165 230H168V231H171V237H175V240L177 241L178 239H176V238H178V235L181 233L182 234V232H184L185 233V237H187L188 235L186 234V232L188 231V232H191V231H193V233L192 234H195L196 233V231H198V233L199 234H195L196 236H197V238L196 237H194L195 235H193V236H191L190 237V235L188 236V238H187V240L186 241H184L183 243L185 244V245H181V244H179V246H178V244L176 243V241H174V245L176 246L177 245V247H175L174 245H172L173 244V241H172V238H170L168 235H170V234H168L167 232H163L161 229ZM216 228V229H217ZM87 229V230H86ZM107 229H109V230H111V232H113V234H114V236H116L117 237V239H115L116 237H114L113 236V234L111 235L112 237H110V234H109V230L106 232V230ZM188 229V230H187ZM228 229V228H227ZM49 230V231H48ZM47 231V234H48V236H47V234H45L47 237H50V238H52L53 237V239H55L54 238V235L51 237L50 236V229H48ZM94 230H95V232H94ZM113 230V231H112ZM116 230V229H115ZM140 230V229H139ZM138 230V231H139ZM187 230V231H186ZM190 230V231H189ZM204 230H205V236H204ZM99 231V232H98ZM105 231V232H104ZM129 231V232H128ZM186 231V232H185ZM195 231V232H194ZM200 231V232H199ZM255 231V232H254ZM45 232H46V230H45ZM90 232V233H89ZM110 232V233H111ZM140 232V231H139ZM160 232V233H159ZM224 232H226V230H224ZM97 233V234H96ZM102 233V234H101ZM157 233V234H156ZM162 233V234H161ZM183 233V234H184ZM85 234V235H84ZM87 234V235H86ZM95 234V235H94ZM100 234L101 235H104V238H107V239H109V237H110V239H109V242H110V240L111 241H113L111 244H109L108 246H107V244L105 243V240H107V239H103L102 240V236H100ZM108 234V236H106ZM116 234V235H115ZM164 234L166 235V237H164ZM172 234H174V235H172ZM176 234H178L177 235V237L175 236ZM180 234V235H181ZM190 234V233H189ZM206 234H208V235H206ZM213 234H215V235H213ZM218 234H219V238H218ZM253 236H252V235ZM256 234V235H255ZM119 235V236H118ZM148 237H147V236ZM160 235H162V236H160ZM187 235V236H186ZM77 236V235H76ZM123 236V235H122ZM124 236H126L125 234H124ZM141 236V237H140ZM160 236V237H159ZM208 236V237H207ZM225 236V235H224ZM251 236H252V238H251ZM56 237V236H55ZM83 237H76L75 239H73L74 241L76 240L77 241V243H79L80 244V242H78V240L80 239V240H82V238ZM90 237V238H89ZM92 237H94V238H92ZM101 237V238H100ZM142 239V241L143 242H141V240H140V238ZM162 237V238H161ZM170 239H169V238ZM182 237H184V236H179V239H182ZM189 237H190V239H189ZM193 237L195 238V245H196V247L195 248H193L194 246H192L194 243H193V241H192V239H193ZM198 237H199V240H200V242L202 243L203 241L202 240H206L207 241V243H206V241H204L203 242V244H200L199 242H197L198 244H196V241H197V239H198ZM221 237H223V239H224V241H223V239L221 238ZM249 237V238H248ZM48 239V242H50V240L51 239ZM87 238V239H86ZM98 238V239H97ZM100 238V239H99ZM121 238H122V240H121ZM167 238V239H166ZM53 239L51 240V242L53 241ZM71 238H65L64 239V241H67V243H68V245H71V242L73 241ZM78 239V240H77ZM112 239H114V240H112ZM125 239V240H124ZM131 239V240H130ZM162 239V240H161ZM219 239H221V242H220V240ZM249 240V242H248V240ZM70 240H72V241H70ZM79 240V241H80ZM115 240H117V242H116V246H115ZM152 240V241H151ZM154 240V241H153ZM173 240H174V238H173ZM194 240V239H193ZM215 240V241H216ZM46 241V240H45ZM70 241V242H69ZM72 242V245H73V243H75V242ZM98 241V242H97ZM138 241V242H137ZM151 241V242H150ZM163 241V242H162ZM190 242V244H191V247H190V249L188 250L187 249V247H185V246H190V245H188L189 243H187V242ZM191 241H192V243H191ZM252 241V242H251ZM5 242V241H4ZM47 242V243H48ZM50 242V243H51ZM83 242H84V245H83ZM107 243H108V240L106 241ZM152 243L153 242V244L151 245L150 244V247H152V246H155V248L154 247H152V250H151V248H150V251L151 252H153V253H156V252H159L160 253V255H159V253H156L157 254V256L155 255V258H153L155 261V263L151 260V258L154 256H151L152 254H148L149 253V251L147 250L148 248H149V244H147V243ZM170 242H172V243H170ZM214 242V241H213ZM228 242H227V244H228ZM66 243V242H65ZM113 243H114V245H113ZM130 243V244H129ZM133 243H135V244H133ZM176 243V244H175ZM244 243H245V245H244ZM257 243V244H256ZM5 244V243H4ZM101 244H100V246H101ZM106 244V245H105ZM129 246H131L130 248H131V250H130V248L128 247V249H127V245ZM145 244V245H144ZM168 244H170V245H168ZM251 244H252V246H251ZM255 244V245H254ZM114 247H113V246ZM170 246V247H168L169 248V250H167L166 251V246ZM181 245V246H180ZM197 245H199V246H197ZM249 245V246H248ZM102 246H101V248H102ZM110 246V247H109ZM112 246V247H111ZM122 248H121V247ZM133 246V247H132ZM142 246H143V248H142ZM144 246H146L145 248H144ZM220 246V247H221ZM235 246V247H234ZM243 246V247H242ZM254 246H255V248H254ZM257 246V247H256ZM71 247V246H70ZM70 247L68 246V248H67V252L70 254V252H71V249H70ZM95 247H98V246H94L93 247V252H95L94 250H96V249H94ZM108 247V248H107ZM116 247H118L117 249H116ZM137 249H136V248ZM148 247V248H147ZM175 247V248H174ZM182 249H181V248ZM219 247V246H218ZM225 247V248H224ZM251 247V248H250ZM109 248H113L112 250L113 251H111ZM116 250H115V249ZM158 248V249H157ZM163 248H166V249H163L164 251H166L167 253H166V255L163 257V255H162V249ZM84 249V248H83ZM144 249H146L147 250V252L145 251L144 253H145V257H147V258H145L144 256V258L142 257V255H144V253H143V251H144ZM156 251H155V250ZM176 249H178V250H180L179 252H178V250H176ZM225 249V250H224ZM227 249V250H226ZM38 250H39V248L38 249H36L35 251H34V253H36V252H38ZM79 250L81 251L82 250V248L80 249L79 248ZM119 250V252H116V251H118ZM127 250H128V253H127ZM130 250V251H129ZM159 250V251H158ZM182 250V251H181ZM195 251V252H193V255H191V253H192V251ZM226 251V252H224V251ZM237 250H240V251H237ZM84 251V254H85V252H86V250H83ZM92 251H90V253H88V252H86L87 254H89V256H91L92 255ZM111 251V252H110ZM115 251V252H114ZM122 253H124V254H122ZM125 251H126V253H125ZM133 252V254H132V252ZM161 251V252H160ZM163 251V253H165ZM221 251V252H220ZM92 252V253H91ZM107 252H109V254L107 253ZM112 252H114V253H112ZM171 252V253H170ZM182 252V253H181ZM191 252V253H190ZM95 253H97V252H95ZM116 253V255H117V257H116V255H115V258H117V259H121L120 261L119 260H117V262L114 260L115 258H114V255L113 254H115ZM122 254V255H118V254ZM147 253V254H146ZM174 253H176V254H174ZM180 253H181V255H180ZM224 253H226V254H224ZM238 253V254H237ZM252 253V254H251ZM254 253V254H253ZM91 254V255H90ZM126 254V255H125ZM133 256H132V255ZM137 254V255H138ZM171 254V255H170ZM173 254V255H172ZM86 255V254H85ZM99 255V256H100ZM129 255V256H128ZM136 255V254H135ZM180 255V256H179ZM225 255V256H224ZM244 255V256H243ZM251 255V256H250ZM262 255V256H261ZM86 256H88V255H86ZM95 256V255H94ZM98 255L96 254V256L95 257H97ZM109 256V257H108ZM112 256V257H111ZM124 256V257H123ZM151 256V258H149V257ZM91 257H93V256H91ZM101 257V256H100ZM121 257V258H120ZM162 257L163 258H165V259H162ZM171 257H175V259H173V258H171ZM182 257V258H181ZM223 259L222 260V262H221V258ZM263 257V258H262ZM112 258H113V260H112ZM124 258V259H123ZM166 258H168V261H167V259ZM190 258H188V259H190ZM194 258V257H193ZM193 258H191V259H193ZM220 258V259H219ZM254 258V259H253ZM94 259V258H93ZM108 259V260H107ZM161 259L165 262H163L162 263V261H161ZM170 259H172V260H170ZM179 259V260H178ZM217 260V262H215L216 260ZM218 259H219V261H218ZM235 260V262H234V260ZM95 260V259H94ZM181 260V261H180ZM214 260V261H213ZM252 260V261H251ZM24 262H22V264H29V262H33L34 260H33V257L32 256H28L26 259H24L23 260ZM113 261V262H112ZM124 261V262H123ZM135 261H136V259H135ZM140 261V260H139ZM153 263H152V262ZM179 261H180V263H179ZM183 261V262H182ZM229 261V262H228ZM239 261V262H238ZM147 262V263H148ZM170 262V263H169ZM176 262V263H175ZM221 262V263H220ZM127 263V264H128ZM139 262H138V260L135 262V264H138ZM139 263V264H140ZM125 264H126V262H125ZM208 264V263H207Z\"/></svg>", "mask_w": 264, "mask_h": 264}]
</instances>
